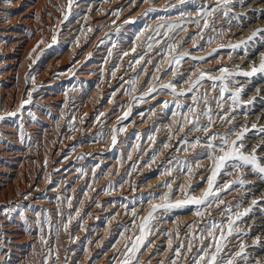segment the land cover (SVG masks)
Returning <instances> with one entry per match:
<instances>
[{
    "label": "rangeland",
    "instance_id": "rangeland-1",
    "mask_svg": "<svg viewBox=\"0 0 264 264\" xmlns=\"http://www.w3.org/2000/svg\"><path fill=\"white\" fill-rule=\"evenodd\" d=\"M71 1L72 2L68 4V0H42V2H41V0H39V2H41V8H40V11L38 12L39 18H37L36 21L33 20L30 23L29 21H27L28 20L26 18L27 16H25V14H26V12H25V10H26L25 0H17V1L12 0L13 3L11 2V0L10 1L0 0V114L2 116L4 115L3 116L4 119L0 120L1 121L0 122V241H2V242H0V260H1L0 264H9V263L10 264H15V263L16 264H45L46 260H47V264H81V263L91 264L92 262H94L95 264L98 263L99 257H93V256L88 255V258H87V256H85L84 252H87V251L89 252L95 248V244L100 239V235L95 234L94 230H89L88 234H84L85 233L84 232V233H81V235H80L81 230L79 231L80 228L78 226L80 224L82 226V224H83L82 222H85L84 221L85 219L83 220V218H85L86 215H88L89 211L94 209L93 205L95 204V202L97 204V202L99 201L101 194L103 193V189L107 192L111 191L110 185L108 184L107 181L99 178L103 174V171H101L100 174H98V172L97 173L93 172V169H87L88 170L87 171L83 168H82L83 169L82 170L80 167L79 168L80 170H78L79 171L78 173H79V176H81V177H79L78 180L85 179L84 180L85 184L83 183V189L80 193L81 195L79 194L80 195L79 200H78L79 204L77 205V207L75 209H71L69 206H67L68 203H67V199L65 198L66 191L64 188V187H66V182H65L64 177H63L64 173L67 171L69 165L67 163L63 164L62 160L64 159V156H66L70 153V151L71 152H74V150L78 151L77 149L82 147V146H84L86 149H88V148L94 147L95 145L101 144V141L104 142V140L108 142L107 148H109V149L106 148V151L104 153L98 154L97 151H96V153H94L95 151H91L88 155L85 152H80V153L77 152L76 153L77 155L76 154L73 155L72 162L73 163H80V162L84 161V159H86V158L87 159H93L96 155L97 156L99 155V157L100 156L101 157L106 156L107 155L106 153L110 152L109 150H112V149L115 150L117 148V145L119 144V142L125 139V136L127 133L125 132L124 128L126 126H128V124L131 121L137 120L138 113H141V112L146 113L147 111L148 112L155 111L156 105H154V104L152 107L146 108L147 106L151 105L149 103L153 100H157V101L165 100L167 105H169L171 107L169 109V112L170 111L172 112L171 114L168 113L167 118L169 116L173 115L175 112H177V113H179V115H178L179 120L176 122L177 125L175 124V126H173V127H175V130L171 126H169V127L172 129H170L169 127H165L166 129L165 128L159 129V130H157L158 132L157 131L154 132L153 128H150L149 133L147 134L150 137L146 135L148 138H146V136H145L144 138L142 137V139H141V136H136V135H132L131 138H128V140L131 143H136V141H138L137 145L140 143L137 146V148L139 147V149L143 150L142 151L143 155L142 154L137 155V156L135 155L133 157V161H132L131 165L129 166V168H130V171L128 172L129 174L122 176V178H124V179L121 182V186H123L124 184L126 185V182L129 183V185H131L135 181L136 192H141L142 196H141V200H140L141 208L139 209V211L135 212V216H132L129 214H132L131 209L136 208V206H132V204H128V205L126 204L129 207V208L126 207V211L128 212L127 216H129V217H127V218H123V217L120 218L119 217L118 218V221H121L122 224L127 225L128 229L131 226L130 228L132 231H129L130 229L128 231H123L121 226H119V224H118V226H119L118 230L112 231V233H113V236L111 235L112 241L110 240L108 242V244L106 245L107 254L109 251V254L114 253L115 256H117V257L119 256L118 257L119 262L120 261L123 262V260L125 258V254L128 251V247L131 246V244L133 243V240L137 236L141 235L140 232H139L140 234L137 233L139 231V225L144 223V218L147 217L149 212L152 211V208H144L145 204L149 200L152 199L153 193L150 194L147 191L149 188L151 191H157V189L160 190L161 187L158 188L159 187L158 185L160 182H165L164 180H166L167 182L170 181L171 183H173V182L177 181L179 176H182L184 174L185 175L187 174L186 176H194V178H193L194 181L198 180L197 177H199V176L201 177V180H199L197 183L198 185H194V183H193L194 181L192 183H189V185L185 186V188L187 186H188V188H186V189L182 188L179 195L172 196L171 192L170 193L166 192V194L164 192H162L160 194L159 193L157 194L155 192L154 195L157 194V195H155V197H156L155 199L159 198V200H158L159 205L166 203L165 200L161 199L162 195H165V196L169 195L171 197V199H170V201H167V202H170L171 204H172V202H174L173 203V205H174L178 201H182V200L186 199L185 194L200 198L207 191V189H208V178L211 176L212 170L215 168V164L213 163V160L208 158V153L211 152L214 156L221 155V153H219L215 149H210V148L206 147V144L210 141V138H212L213 136L217 137V139H215L211 142L214 143L215 145H220L221 140L219 139V137H222V136L227 137L229 139V141H233V140H237V135H234L233 133H236V134L242 133L243 134V140L239 141V143H241L243 145V148L241 149V151L247 155L249 153H253L252 151L255 150L254 153L257 157V161L259 162L260 166L264 167V153H262V152H264V144H263L264 143V129H263L264 128V122L262 120V119H264V113H263L264 112V110H263V108H264V101H263L264 100V93H263L264 92V82H263L264 81V73H257V74H255L256 76L255 75L246 76V77L242 76V75L236 76V73L239 71H242V69L245 72H250L251 68H252L251 66L255 65L253 63H256V66H259L262 58H264L263 57V55H264V50H263L264 49V39H263L264 38V31H260L259 34L255 38H253L252 40L248 39L252 35V33L257 31L258 29L264 30V4H263L264 0H258V1L257 0H241L242 2L240 0H230V2L228 4L221 3L218 8H217V0H203V1L199 0V2H198V0H193V1H195L192 4L193 6L190 5L188 9H184L183 11H180V10L176 11L179 13V16H181V17H177L178 13H176V14L174 13L173 14L174 18L172 16L165 15L168 13L165 11L166 10L170 11L171 8L174 7L173 4L175 5L174 2L176 0L175 1L174 0H167V1L165 0L164 1L165 3L162 6L163 9H161V10L158 9V11L156 9H154L153 7H152L151 11H148L149 8L145 7L146 9H144V13L141 14V20H139V21H141V26L145 30V32L143 31V37L141 39V44L142 45L145 44V45L144 46L141 45L139 48V51H137V50H136V52L134 51V55H133V52H129L130 53L129 54L128 52L123 50V48L120 47L119 44L121 42L118 39H120L119 36H121V35L118 32L119 30L114 31L116 33V35L118 34L119 36H117V37L114 36V38H112L113 42L108 45L107 49H105L106 53L104 54V57L101 60V61H103V60L104 61L98 62L97 63L98 65L96 64L97 65L96 69L92 73H90V75H89L90 77H88V79L91 78L93 80V82L95 81V83H97V82L99 83L102 80L104 85H106L105 87L109 86V90L104 91V93H103V95L105 96V104L104 105L107 104L109 97L111 100H114L115 103H117L118 100L120 102H122V104H120L119 106H115V108L119 107V111L121 113L124 112V114L121 116L122 118H120L118 121H115L113 123V126H112V131L114 129L117 130L115 133L117 143L115 142V144H113V137H112L113 135L107 137L108 135H106L104 133V131H102L103 127H104L103 122L105 120L104 111H103V114H101L100 117H98V119H97L99 122L97 120H95L94 117L88 118V117H85V115L83 113H79L78 110L75 111L74 108L79 105V93L82 92V87H81L82 84H79V83L73 81L72 78H74L73 77L74 73H70V75L67 74L69 68L72 66V64L75 62V60H73V56H71V55H69V56L64 55L66 50L69 48V46L75 40L80 42L83 39L82 33L80 34L79 28H80V25H82L81 23L84 22V24H85L86 18L85 17L83 18V16H85L84 13H87L86 11L88 10L89 7L94 6L93 8L96 9L99 6H102V0H88V1L87 0H79L78 2L76 0H71ZM151 1H153V0H151ZM158 1H160V0H158ZM167 2H168V5H167ZM187 2H188L187 0H184L183 5L186 4ZM3 3L5 6L3 5ZM256 5H257V7H256ZM74 6L76 9L74 8ZM179 6H181V5H179ZM249 6L251 7V10H250ZM6 7L8 9H6ZM239 7H240V10H239ZM213 8H216L215 12H212L211 15H207V16L204 15L205 10L210 11ZM243 9L244 10L247 9V10L244 11ZM136 10H137V8H135L133 10V12ZM66 11H68V14H66L67 13ZM173 11H175V10L173 9ZM173 11H170V12H173ZM188 11H189V13H188ZM225 11L228 12L227 16H225L223 14ZM243 11L245 14L247 13L246 14L247 16L243 13ZM21 12H23V13H21ZM181 12L182 13L184 12V13L182 14ZM63 13H65L66 15ZM80 13H81V15H80ZM145 13H147V14H145ZM4 15H6L7 17ZM60 15H61V17H60ZM63 15L65 17H67V16L68 17L64 18ZM218 15H219V17H218ZM58 16H59V18H57ZM244 16H246L247 19ZM17 17H18V20H17ZM156 17L158 19H155ZM62 19H63V22H62ZM160 19H162V20H160ZM215 19L218 21V23ZM227 19H228V21H227ZM60 20H61V22H60ZM152 20H154L155 22ZM205 20H207L208 25H209L207 28L203 27ZM70 21L72 22L73 25L70 24L71 23ZM212 21H213V23H212ZM40 22H41V24H40ZM57 22H59V25H58L59 30H58V27H56V30H58V32H56L57 43H60V42H64V44L66 43L62 47L61 51H58V47L54 44H50L48 46V44H49L48 42H51V41H49V39L51 40L50 37L52 36V32L54 31L53 27L56 25ZM46 23L47 24L49 23V24L47 25ZM54 23H55V25H54ZM148 24H150V25H148ZM157 24H159L160 26ZM40 25H42V26H40ZM172 25H178V27L171 28V30H169L170 26H172ZM147 26L149 28H147ZM42 27L44 28V30H42L43 29ZM249 27H251V28H249ZM39 28H41V29H39ZM211 29H213V30H211ZM250 29H251V32H250ZM252 29H254V30H252ZM244 30L246 33H243ZM100 31H101L100 29H97L96 33L100 32ZM240 31L243 33L241 36L243 38V40H241V41H239L241 37L237 36V34L239 35V33L241 35ZM114 32L109 33L108 35H112ZM157 32H159V34ZM198 32H200V33L198 34ZM145 33H147V34H145ZM164 33H167V35H164ZM26 35H27V37H26ZM36 35H38V36H36ZM180 35L182 38L179 37ZM205 35H207V36H205ZM208 35H209V37H208ZM228 35H229V37H228ZM243 36H246L247 38L243 37ZM149 37H152V39L150 40ZM231 38H233L235 40V42ZM180 39H181V41H180ZM17 40H19V41H17ZM157 40L160 41L159 44L155 43V41H157ZM190 40H193V41L190 42ZM236 40H238V41L236 42ZM23 41H25V42H23ZM41 41H42V43H41ZM245 41H247V43H243ZM11 42H13V43H11ZM147 42H148V44H150V43L154 44L153 48H151V51L148 48ZM193 42L195 44H192ZM116 43H118V44L116 45ZM175 43L177 45H175ZM229 43H231L232 45ZM222 44H224V45H222ZM166 45H167V47L169 45H171L172 47L167 48ZM184 45H186L188 48ZM189 45H192V46H189ZM24 46H25V48H24ZM109 46H110V48H109ZM224 46H225V48H224ZM229 46H230V48H229ZM231 47H232V49H231ZM111 48H112V50H111ZM181 48H182V50H181ZM183 48H184L185 52H184ZM235 48H237V49H235ZM19 49L22 51H20ZM153 49H155V50H153ZM253 49H254V51H253ZM145 50H147V51H145ZM232 50H233V52H231ZM122 51H123V53H122ZM180 51H181V53H180ZM261 51H262V54H261ZM125 52L128 53L129 55L127 54L125 56L124 55ZM156 52L159 54H157ZM167 52H169L170 55L166 54ZM18 53H20V54H18ZM37 53L40 57L37 55ZM46 53H47V55H46ZM109 53H111L112 58L110 57ZM179 53L181 54V57H183L182 59H180L181 63H179V64L173 63V61L175 59H178L180 57ZM234 53H235V57H233ZM116 54H118V55H116ZM145 54H147V55H145ZM162 54H166V56L165 55L163 56L164 57L163 60H166L165 61L166 63L163 60H162L163 63L161 62ZM251 54H252V56H251ZM33 55H35V56H33ZM120 55H121V57L119 58ZM158 55L160 56L158 61H160L159 66H160L161 70L158 68L159 66H155V64H154V66L158 68V69L155 68V71H154L153 70L154 66L151 63V60L154 57H157ZM186 55H189V56H186ZM190 55L195 57V58H192ZM218 55H219V58H218ZM242 55L244 58L242 57ZM32 56L34 58L36 57L35 58L36 60ZM135 56L136 57L138 56L137 59H139L140 56H143L144 59H140L139 61L141 63L139 62L140 64H138V63H136L137 59ZM184 56H186V58ZM256 57H257V59H256ZM190 58H192V59H190ZM58 59H60V60H58ZM134 59H136V60H134ZM147 59H148V61H147ZM186 59H188V60L186 61ZM232 59H233V62H232ZM235 59L238 61H236ZM16 60L17 61L19 60V61L16 62ZM51 60H52V66L48 67ZM57 60H58V62L56 63L55 61H57ZM106 60L109 62H107ZM111 60H113V61H111ZM116 60L118 63L116 62ZM125 60L128 64L125 62ZM30 61H31V63H30ZM130 61L132 63L134 62L137 65H135V64L132 65V63ZM239 61H242L241 62L242 64ZM120 62H122V63H120ZM146 62L148 65L146 64ZM53 63H56V64H53ZM113 63H115V64H113ZM231 63H232V65H231ZM161 64L166 66V67L162 66ZM247 64L250 66V69H249V66H247ZM28 65H29V67H28ZM105 65H106V67H105ZM138 65H140L141 71L144 69L147 70L148 72L153 70L152 72L154 73V76H155V74H157L154 82H151V83H153L152 84L153 87L151 85L148 86V84H147L148 81L146 82V85L148 88L146 86H144V82H142V80H141V84L137 82V80H138V75H137ZM187 65H190L195 70L191 69L187 73L186 69H184L187 67ZM114 66H116V67H114ZM121 66H122V68H121ZM196 66H199L198 69L195 68ZM46 67H48V68L46 69ZM172 67H174V68L171 69ZM223 67L224 68L225 67L226 68L231 67L230 69H228L231 73L228 71L229 74L227 73L226 75L228 77L230 76L232 78V80H231V78H228L227 80H224V81L216 79L215 87H213V81L206 77L201 82V84L198 86V90H194L191 92L188 91L191 83L198 78L200 73H202V72L208 73L213 77L219 78L221 75H223L220 72V69H223ZM234 67H236V68H234ZM162 68H164V69L162 70ZM115 69H116V71H115ZM100 70L101 71L103 70V71L100 73ZM110 70H112V72ZM170 70H171V72H170ZM236 70H238V71H236ZM116 72H117V74H116ZM122 72H124V73H122ZM42 73H43V75H42ZM46 73H47V76H45ZM58 73H65L67 75H65V74L62 75L61 80H57L56 83H53V86L49 87L50 89L49 88L46 89V87L44 86V83L46 81H48L51 78V76L52 77L54 76V78L56 79L57 78L56 74H58ZM113 73L116 74L117 78H114L112 80L111 75ZM173 73H175V74H173ZM232 73L235 76L232 75ZM33 74H34V76H33ZM104 74L107 76L105 77ZM188 74H189V76H187ZM27 75H28V77H27ZM109 75L111 78L109 77ZM119 75H123V76H119ZM162 75H163V78H162ZM64 76H66L67 78L66 77L64 78ZM101 76H103V77H101ZM164 77H166V78H164ZM36 78L38 79V81ZM129 78H130V80H129ZM122 79H124V80H122ZM163 79H166V80L164 81ZM237 79H238V82H236ZM26 80H28V81H26ZM54 80H53V82H54ZM134 80H135V83H137V84H134V86H133V84L130 83V81H134ZM185 80H188V82L185 83ZM125 81H126V83H125ZM179 81L181 82V84ZM242 81H244V82H242ZM36 82H38V83H36ZM33 83H35V84H33ZM105 83H107V84H105ZM169 83H172L175 85L176 91L172 92V89H167V88L163 87L164 85L169 84ZM184 83H185V85H184ZM36 84H38V86ZM257 84H260V85H257ZM154 85H155L156 90L154 92H151V94H149V91H148V90H150L149 88H151V87L154 88ZM244 85L247 87V89L245 88ZM29 86H30V88H29ZM127 86H128V88H127ZM142 86H143L144 91L139 89V87H142ZM225 86H226V91L223 95V98L221 99L220 89H221V87H225ZM43 87H44V89H43ZM233 87H236V88L233 89ZM237 87L240 88L239 99L236 101H233L232 96L239 89ZM251 87H252V89H251ZM255 87H257V88H255ZM34 88H36L35 91H33ZM122 88L125 90H123ZM130 88L132 91L131 94H129L130 91H128V90H130ZM144 88H147V90L145 91ZM209 88H211V89H209ZM27 89H29V90H27ZM31 90H32V92H31ZM46 90H48V91H46ZM29 91H30V93H29ZM122 91H124V92H122ZM126 91H128L127 94H126ZM147 91H148V93H146ZM203 91H204V93H203ZM208 91H209V93H208ZM255 91L257 92V95L255 94L256 93ZM64 92L66 94H64ZM179 92L180 93L183 92L186 94L185 95H179L178 94ZM252 92H253V94H252ZM58 93H59V95H58ZM85 93L88 94L89 91H86ZM205 93L207 94V104H205L203 101H200L197 104V102H194L193 99L191 98L193 95L201 96ZM250 93L252 95H250ZM19 94H22V95H19ZM260 94H262V95H260ZM25 95H27V96H25ZM144 95H145V97H144ZM249 95H250V97H249ZM253 95H255V96H253ZM9 96L11 97V99ZM44 96L48 97V98H45ZM251 96H252V98H251ZM24 97H27V98H25L26 100L24 99ZM56 97H57V99H56ZM120 97H123V98H120ZM188 97H190V99ZM42 98H43V100H42ZM129 98H131V99H129ZM128 99L130 102L128 101ZM23 100L26 101V103L24 105L25 108L24 107L21 108L23 111H17L18 106L20 104H22ZM190 100L192 103H190ZM30 102H32V103H30ZM217 102H219V104L222 105V107H218ZM61 103H64L65 105L62 104V106H61L60 105ZM129 104L131 105V107ZM178 104L179 105L181 104L180 107H177ZM30 105H32L33 107ZM46 105H47V107H46ZM63 106H65L64 107L65 109L63 108ZM122 106L125 108H123ZM191 106L194 108H197L198 113L205 111L206 108H211L212 119H213L214 123H212L210 125V130L207 133H203V132H199V131H190L192 126L185 121L186 120L185 117H187V119H192V117L188 115V112H186L187 109ZM135 107H137V108L135 109ZM128 108H131V109H129L130 111L128 110ZM246 108H248L249 112H248V110H246ZM14 109L16 110L15 117H14V115L9 116L7 113L8 112L10 113V111L14 112L15 111ZM176 109H178V110H176ZM261 109L263 110V112ZM2 110L5 111V114H4V112H2ZM31 110H32L33 114L30 112ZM71 110H72V113H71ZM125 110L127 111V113L128 112L130 113V114L128 113L127 118H124L125 113H126ZM73 111H75V112H73ZM173 111H175V112H173ZM181 111L184 113H182ZM29 112L31 114H28ZM68 112H69V114H68ZM35 113H38V114L36 115ZM89 114H90V116H92L93 113H89ZM240 114H242V115H240ZM249 114H251V115H249ZM258 114H259V116H258ZM71 115H72V118H69V116L71 117ZM181 115H182V117H181ZM244 115H246V116H244ZM248 115H249V117H248ZM39 116H40V119H39ZM42 116H43V118H42ZM44 116H45V118H44ZM46 116H48V117H46ZM79 116H81V117H79ZM101 116H102V118H101ZM240 116H241V118H240ZM251 116H252V118L254 117L255 119L257 117L258 121H257V119L255 120L253 118V121L251 122V120H252V118L250 119ZM18 117H20V118H18ZM133 117H134V119H132ZM77 118H78V120L81 119L82 121L81 120L76 121ZM246 118H248V119L246 120ZM60 119L62 122H60ZM146 120H147V118L144 119L143 121H146ZM21 122H22V124H21ZM65 122L66 123L68 122V123L66 124ZM248 122L249 123L251 122V124H249ZM57 123L59 124V126L60 125L61 126L59 127ZM240 123H242V124H240ZM253 123H254V125H253ZM91 124H93V125H91ZM152 124H153V121L147 123L148 126H150V125L152 126ZM199 124L201 127L209 126L207 117L201 116L200 120H199ZM255 124H257V125L255 126ZM67 125L71 126L73 131L69 130V127ZM81 125H82V127H81ZM90 125L93 127H91ZM240 125H243V127ZM247 125L250 126V128H247L248 127ZM30 126H31V128H30ZM178 126H179V128L185 127L184 128L185 132L184 131L183 132L178 131L181 134L178 133L177 132V129H179ZM239 126H240V128H239ZM253 126H255V127H253ZM6 127H8V128H6ZM118 127H119V129L123 128L124 131L122 132V131H119L118 129H116ZM251 127H253L254 129L252 128L253 129L252 130ZM50 128H52V129H50ZM77 128H78V130H77ZM89 128L92 130H90ZM65 129H67V130H65ZM99 129L101 131H99ZM23 130H28V131L23 132ZM74 130L77 131V133ZM80 130H82V131L80 132ZM90 131H92V133ZM18 132H20L21 136ZM45 133H48V134H45ZM52 133H53V135H52ZM3 134L6 135L7 137H5ZM43 134H44V136H43ZM173 134L176 135V137ZM154 135H156V136H154ZM63 136H65V137H63ZM70 137H72V138H70ZM73 137H74V141H73ZM106 137H107V139H105ZM150 138L153 140H151ZM250 138H252V139H250ZM149 139L151 140V142ZM144 140H146V141H144ZM256 140H257V142H255ZM197 141H199V143H197ZM95 142H97V143L95 144ZM59 143H60V145H59ZM150 143H152L151 147H150ZM153 143L155 146L153 145ZM254 143H256V144H254ZM161 144H163V146H161ZM165 144H167V145L169 144L168 147H166V150H168V153L163 155V157H162L161 154H163V151H164L163 148H165L164 147ZM192 145H195V147H192ZM3 146H5V147H3ZM247 148H249V149H247ZM134 149L136 150V147L133 148V150H132L133 152L135 151ZM17 150H18V152H17ZM175 151H176V153H175ZM55 154H56V156H55ZM80 154H81V156L83 155L82 160H81ZM151 154H152V156H151ZM159 156H161V157H159ZM76 157H77V159H75ZM88 157H90V158H88ZM153 157H155V159H153ZM160 158H161V160H160ZM20 159L22 160V162L20 161ZM130 160H131V158L129 159V161ZM123 161H125L124 158L121 161L122 164L119 167V169H122V167H124L125 163H123ZM149 161H150V163L148 164ZM154 162L156 164H154ZM158 162H160V163H158ZM169 162H171V163L169 164ZM95 164L96 163H94V166L92 168H94L96 166ZM232 164H238V165H240V167L239 168H233L231 166ZM21 165H23V166H21ZM154 165H156V166H154ZM18 166H19V168H18ZM164 166H166V167H164ZM133 167H135V169ZM169 167L172 168L170 171V174H165V172L168 170ZM170 168H169V170H170ZM17 169H18V171H16ZM160 169L162 170V172L158 171ZM189 169H190V171H189ZM179 170L181 171L182 174H180ZM85 171H86V173H85ZM90 171L93 174L90 173ZM163 171H164V173H163ZM81 173H83L84 175H82ZM159 173H161V176H159ZM227 173H231V174L229 175ZM91 175H92V177H91ZM126 176H128V177H126ZM163 176H165V177H163ZM247 176H248V179H247ZM172 177H173V179H172ZM62 178H63V180H62ZM161 178L163 181H161ZM245 178H246V180H245ZM249 178H250L252 183H249L250 182ZM92 180H93V182H92ZM238 180H243V183L242 184L237 183ZM227 182H229L231 184V187L228 188L227 191H224L223 189H221V193H220L221 198L224 199L223 203L226 207L223 204L219 205V207L213 206L211 209L207 210L205 212V214L201 217H197L195 215L196 206L191 205V204H186L182 207H171L168 209L160 208L155 213L156 217L154 216V219H152V221H151L152 225H151V223L149 225V229H150V232H148L149 235H147L144 247H142L140 249L139 253H137V256L146 249L147 245L149 244V240L152 241L154 239L152 237L154 235L155 229L158 227V224H156V223H159L160 220L164 216H173V218H175L176 221L182 220L183 222H188L186 224V226L191 224L192 228H195V231H194V234L191 235L193 237L191 239V241H188L189 238H191V237L187 236L189 238H187L186 240L183 241L184 245L183 244L180 245L181 236L177 234L176 228H174L172 230V232L170 234V239L172 237L171 242H172V246H173V251L168 253L167 256H169V257L165 262H166V264H170V262L172 260H175L177 263L180 262V264H182L184 262L182 259V257L184 256V252H185V250L188 249L189 244H191L192 249L188 253V255L189 254L191 255V256L189 255L190 257L188 256V258H190V259L186 260L187 262H184V263L185 264H191V262H192V264H193V258L197 257L200 254L202 246L210 244L211 238L207 237V232L201 231V229H203L205 225H208V223L210 225L214 221L225 220V217L228 216L229 213L222 212L221 209L231 208L232 214H233L232 218L236 219V217L234 215L235 213H238V212L244 213L242 210L245 209V211H246L248 208L247 213L249 215L248 214L242 215L240 217V219L237 220L238 231L234 232L231 236H228L227 240L224 241L227 244V246L223 249V252L218 257V264H224V261H226L229 258H231L233 260L234 264H246V263L247 264H255V263L256 264H264V253H263L264 252V239L262 236V235H264V233L261 234L262 237L259 234H257L258 233L257 230L259 228L261 230L264 229V198H263L264 195H262L263 194L262 192L264 191V174L253 171L251 165L245 166L240 161H231V162H229V165L227 167L221 169L220 173L216 177V185L217 186L224 185ZM87 185L90 187L91 190L88 191ZM92 185L93 186L95 185L96 187L93 188ZM57 187H58V189H57ZM139 187H143L144 189L142 191H140ZM116 188L117 187L114 188V191L115 190L117 191ZM238 188H239V190H238ZM242 188L244 189V191L246 193L243 191ZM247 188L248 189L250 188V189L248 190ZM67 189H68V187H67ZM230 189H231V191H230ZM262 189H263V191H262ZM49 190H50V194H49ZM51 190H52V192H51ZM84 190H86L85 192L87 194L88 193L89 194L86 195L84 193ZM249 192H252V193H249ZM241 193L243 196L241 195ZM84 194H85V197H83ZM251 194H252V196H251ZM18 195H19V197H18ZM56 195H57V197H59L60 195H62V196L57 198ZM75 195H78V194L75 193ZM230 195H232V196H230ZM92 196L94 197V200H93ZM24 197H27V198H24ZM227 197H232L229 202H227L225 200ZM259 197H260V199H259ZM52 198H54V199H52ZM80 198L81 199L84 198V199L81 200ZM240 198H242V199H240ZM255 198H257L256 199L257 201L255 200ZM232 199H234V200H232ZM108 200L110 201L111 199H108ZM108 200L105 199L104 202H106ZM109 201L107 202L108 204H110ZM34 202H36V203H34ZM82 202L84 205L82 204ZM253 202H255V204H253ZM228 203H230L231 206ZM259 203H260V207H258ZM51 205L54 209L51 207ZM79 205H82V208L81 207L79 208ZM91 206H92V209H91ZM242 207L243 208L246 207V208L243 209ZM73 210L76 212H74ZM94 210H95L94 211V213H95L97 208L95 207ZM251 210H253V211H251ZM98 212H102V211H98ZM219 212H220V214L218 215L217 213H219ZM80 214H82V217H81L82 219L80 218V220H78V221H81V222L75 223V220L72 219V217L73 216H74V218H75V216L78 217V216H80ZM251 216L254 218H252ZM255 216H257V217H255ZM260 216H261V218H260ZM160 217H162V218H160ZM245 219H246V221H244ZM255 219H258L261 222V224L259 226H257V224H255L256 223ZM250 220H251V222H250ZM70 221H72V222L70 223ZM130 221L132 224L130 223ZM243 221H244V223H243ZM172 222L174 223V219H172ZM252 223H254L255 225ZM65 224H67V231H65V229L63 227ZM247 225H249L248 228H247ZM152 226H153V228H152ZM73 227L78 228L77 234H76L78 236H75V234L73 235L71 233V230L73 229ZM247 229L248 230L250 229V230L248 231ZM192 230H194V229H192ZM244 230L247 232H245ZM226 231H227V229L225 228V232ZM68 232L70 233L69 236H68ZM122 232L125 234L124 236L126 238L125 239L123 237L124 239L122 240V242H123V244L125 243L128 247H126V245L124 244L125 247L123 248V244L121 242H119V238H120ZM130 232H132V233L130 234ZM10 234L13 236H11ZM25 234H26V236H25ZM22 235H23V237H22ZM85 235H87V236L81 237V236H85ZM128 235L130 236V238ZM42 236L47 241L46 244L41 243V237ZM91 236H93V238ZM96 236H98V237H96ZM252 236H254V237H252ZM75 237H77V239ZM175 237H177V239ZM88 238H89V240H88ZM250 238L252 239L251 241H249ZM254 238H255V240H254ZM258 238H260V239H258ZM95 239H97V241ZM10 240L12 242H10ZM73 240H74V243H73ZM116 241L118 242V246H117ZM248 241H249V243H248ZM18 242H19V244L23 245V250H24L23 252L15 251L16 247H14V246H16V244H18ZM245 243H246V245H245ZM251 243H253V244H251ZM80 244H82V245L79 247ZM121 244H122V246H121ZM247 244H248V246H247ZM249 244H250V246H249ZM186 245H188V246H186ZM240 245L244 246L243 247V253L241 256H237V255H235V253L241 251ZM256 245H258V246L256 247ZM70 246H72V247H70ZM182 246L184 247V250H182L181 254H180L182 257L177 256V258H176V256L174 255V257L172 258V255L175 254L176 250L180 251L182 249ZM91 247H93V248H91ZM114 247H116V248H114ZM178 247H179V249H178ZM77 248L80 250H78ZM84 248L86 251L85 250L83 251ZM120 248L121 249L123 248V250H121ZM113 249H115V250H113ZM251 249L253 252L254 251H257V252L253 253L251 251ZM157 250H158V246H155L153 248V251H151L152 254L150 256L153 255V252H158ZM174 250H175V252H174ZM211 250L214 251L215 249L212 248ZM249 251L252 253H250ZM49 252L51 253L50 255H48ZM258 254H260L261 256ZM193 255H194V257H193ZM57 256L59 258L58 260H57ZM251 256H253V257H251ZM67 257H68V260H67ZM252 258H254V259L257 258V262H256V260H252ZM260 260L263 262H261ZM248 261H249V263H248ZM121 262L119 264H121ZM94 263H92V264H94ZM201 264H205V262L202 261Z\"/></svg>",
    "mask_w": 264,
    "mask_h": 264
},
{
    "label": "bare ground",
    "instance_id": "bare-ground-1",
    "mask_svg": "<svg viewBox=\"0 0 264 264\" xmlns=\"http://www.w3.org/2000/svg\"><path fill=\"white\" fill-rule=\"evenodd\" d=\"M6 1V0H5ZM8 1H10V0H8ZM17 1V0H16ZM77 2L79 1V0H76ZM88 1V0H87ZM165 0H160V1H158V0H153V1H151V0H149V3H144L143 2V0H102V6H99V7H97L96 9H94L93 7L94 6H92V7H89L88 8V10L86 11L87 13H84L85 14V16H83V18L85 17L86 18V20H85V24H84V22L83 23H81L82 25H80V28H79V30H80V34L82 33V36H83V39H82V41H77V40H75L70 46H69V48L66 50V52L64 53V55H67V56H69V55H71V56H73V60H75V62L72 64V66L69 68V70H68V72H67V74H69L70 75V73H74V78H72L73 79V81H75V82H77V83H79V84H82L81 85V87H82V92L81 93H79V105L77 106V107H75L74 109H75V111L76 110H78V112L79 113H83L84 115H85V117H88V118H90V117H94V119L95 120H97L98 119V117H100V115L101 114H103V111H104V116H105V120H104V124H103V130L102 131H104V133L106 134V135H108L107 137H109V136H112L113 135V131H112V126H113V123L115 122V121H118L120 118H122L121 116L124 114V112L123 113H121L120 111H119V107H116L115 108V106H119L120 104H122V102H120L119 100L117 101V103H115V101L114 100H111L110 99V97H109V100H108V102H107V104L106 105H104L105 104V96L103 95V93H104V91H107V90H109V86H107V87H105L106 85H104V83L102 82V80H101V82H97V83H95V81L93 82V80L90 78V79H88V77H90L89 75H90V73H92L95 69H96V67H97V63L98 62H100L102 59H103V57H104V54L106 53V51H105V49H107V47H108V45L110 44V43H112L113 41V39L112 38H114V36L115 37H117V36H119L118 34L116 35V33L114 32V31H116V30H119L118 32H119V34L121 35V36H119L120 37V39H118V40H120V47L121 48H123V50H125L126 52H133V55H134V51H133V48H135V52H136V50L137 51H139V48H140V46L142 45L141 44V39H142V37H143V31L145 32V30H144V28L141 26V21H139V20H141V14H143L144 13V9H146L145 7H147V8H154V9H156L157 11H158V9L159 10H161V9H163V4L165 3L164 2ZM167 1V0H166ZM175 1V0H174ZM184 1V0H183ZM188 2L186 3V4H184L183 5V3L181 4V0H176L174 3H175V5L173 4V6L174 7H172L171 8V10L170 11H173V9L175 10V11H173V12H170L169 10H166L165 12H168L167 14H165V15H167V16H172L173 17V14L175 13H178V12H176V11H183L184 9H188L189 8V6L190 5H192L193 4V2H195V1H193V0H187ZM203 1V0H202ZM241 1V0H240ZM258 1V0H257ZM11 2H12V0H11ZM20 2V1H19ZM41 2H42V0H41ZM41 2H39V0H25V7H26V10H25V12H26V14H25V16H27L26 18L28 19L27 21H29L30 23L33 21V20H37V18H39V11H40V8H41ZM72 1L71 0H68V4L69 3H71ZM76 2V3H77ZM84 2V1H83ZM96 2V1H95ZM163 2V3H162ZM173 2V1H172ZM198 2H199V0H198ZM239 2V1H238ZM242 2V1H241ZM240 2V3H241ZM256 2V1H255ZM5 3V2H4ZM4 3H3V5H4ZM7 3V2H6ZM13 3V2H12ZM15 3V2H14ZM67 3V2H66ZM75 3V4H76ZM101 3V2H100ZM99 3V4H100ZM21 4V3H20ZM89 4V3H88ZM87 4V5H88ZM97 4V3H96ZM95 4V5H96ZM181 5V6H179V5ZM198 4V3H197ZM200 4V3H199ZM235 4V3H234ZM263 4H264V2H263ZM67 5V4H66ZM74 5V4H73ZM166 5V4H165ZM167 5H168V2H167ZM206 5V4H205ZM208 5V4H207ZM241 5V4H240ZM239 5V6H240ZM5 6V5H4ZM10 6V5H9ZM70 6V5H69ZM89 6V5H88ZM193 6V5H192ZM11 7V6H10ZM171 7V6H170ZM169 7V8H170ZM205 7V6H204ZM246 7V6H245ZM250 7V6H249ZM256 7H257V5H256ZM13 8V7H12ZM71 8V7H70ZM74 8H75V6H74ZM73 8V9H74ZM80 8V7H79ZM82 8V7H81ZM135 8H137V10L136 11H134L133 12V10L135 9ZM242 8V7H241ZM248 8V7H247ZM259 8V7H258ZM257 8V9H258ZM261 8V7H260ZM6 9H8L7 7H6ZM19 9V8H18ZM22 9V8H21ZM76 9V8H75ZM78 9V8H77ZM68 10V9H67ZM81 10V9H80ZM165 10V9H164ZM163 10V11H164ZM239 10H240V7H239ZM244 10V9H243ZM245 10H247V9H245ZM244 10V11H245ZM250 10H251V7H250ZM253 10V9H252ZM5 11V10H4ZM154 11V10H153ZM186 11V10H185ZM244 11H243V13H244ZM24 12V11H23ZM23 12H21V13H23ZM67 12V13H66ZM65 13L66 14H68V11H66ZM71 12V11H70ZM74 12V11H73ZM114 12H118L119 14L118 15H114ZM148 12V11H147ZM187 12V11H186ZM248 12V11H247ZM257 12V11H256ZM20 13V14H21ZM65 13H63V14H65ZM79 13V12H78ZM151 13V12H150ZM153 13V12H152ZM156 13V12H155ZM182 13V12H181ZM184 13V12H183ZM182 13V14H183ZM188 13H189V11H188ZM240 13V12H239ZM41 14V13H40ZM65 14V15H66ZM75 14V13H74ZM245 14V13H244ZM247 14V13H246ZM245 14V15H246ZM254 14V13H253ZM16 15V14H15ZM80 15H81V13H80ZM159 15V14H158ZM4 16H6V15H4ZM10 16V15H9ZM19 16V15H18ZM64 16V15H63ZM247 16V15H246ZM246 16H244L246 19H247V17ZM251 16V15H250ZM254 16V15H253ZM7 17V16H6ZM14 17V16H13ZM23 17V16H22ZM60 17H61V15H60ZM68 17V16H67ZM144 17V16H143ZM177 17H181V16H179V13H178V15H177ZM218 17H219V15H218ZM10 18V17H9ZM56 18V17H55ZM57 18H59V16L57 17ZM64 18H65V16H64ZM150 18V17H149ZM163 18V17H162ZM174 18V17H173ZM172 18V19H173ZM222 18V17H221ZM231 18V17H230ZM250 18V17H249ZM6 19V18H5ZM4 19V20H5ZM13 19V18H12ZM23 19V18H22ZM21 19V20H22ZM25 19V18H24ZM61 19V18H60ZM71 19V18H70ZM78 19V18H77ZM155 19H158L157 17L155 18ZM8 20V19H7ZM17 20H18V17H17ZM57 20V19H56ZM83 20V19H82ZM81 20V21H82ZM146 20V19H145ZM160 20H162V19H160ZM216 20V19H215ZM225 20V19H224ZM223 20V21H224ZM237 20V19H236ZM11 21V20H10ZM26 21V20H25ZM76 21V20H75ZM79 21V20H78ZM128 21H131V22H128ZM147 21V20H146ZM152 21H154V20H152ZM158 21V20H157ZM217 21V20H216ZM227 21H228V19H227ZM5 22V21H4ZM15 22V21H14ZM18 22V21H17ZM60 22H61V20H60ZM62 22H63V19H62ZM71 22V21H70ZM149 22V21H148ZM155 22V21H154ZM248 22V21H247ZM7 23V22H6ZM22 23V22H21ZM29 23V24H30ZM36 23V22H35ZM212 23H213V21H212ZM217 23H218V21H217ZM13 24V23H12ZM11 24V25H12ZM24 24V23H23ZM40 24H41V22H40ZM47 24V23H46ZM49 24V23H48ZM47 24V25H48ZM70 24H72V22L70 23ZM75 24V23H74ZM241 24V23H240ZM239 24V25H240ZM25 25V24H24ZM54 25H55V23H54ZM58 25H59V22H57L56 23V25L53 27V29H54V31L52 32V36L50 37L51 38V40L49 39V41H51V42H48L49 44H48V46L50 45V44H54V45H56L57 47H58V51H61V49H62V47L66 44H64V42H60V43H57V39H56V32H58V30H59V27H58ZM69 25V24H68ZM73 25V24H72ZM76 25V24H75ZM84 25V26H83ZM148 25H150V24H148ZM157 25H159V24H157ZM215 25V24H214ZM247 25V24H246ZM250 25V24H249ZM38 26V25H37ZM40 26H42V25H40ZM160 26V25H159ZM23 27V26H22ZM49 27V26H48ZM47 27V28H48ZM56 27H58V30H56ZM151 27V26H150ZM217 27V26H216ZM229 27V26H228ZM232 27V26H231ZM244 27V26H243ZM17 28V27H16ZM15 28V29H16ZM43 28V27H42ZM147 28H149L148 26H147ZM212 28V27H211ZM234 28V27H233ZM249 28H251V27H249ZM39 29H41V28H39ZM38 29V30H39ZM97 29H100L101 31L100 32H98V33H96V31H97ZM218 29V28H217ZM216 29V30H217ZM221 29V28H220ZM243 29V28H242ZM241 29V30H242ZM34 30V29H33ZM32 30V31H33ZM42 30H44V28L42 29ZM48 30V29H47ZM211 30H213V29H211ZM249 30V29H248ZM252 30H254V29H252ZM30 31V30H29ZM41 31V30H40ZM49 31V30H48ZM62 31V30H61ZM210 31V30H209ZM215 31V30H214ZM229 31V30H228ZM231 31V30H230ZM243 31V30H242ZM34 32V31H33ZM112 32H114L112 35H108L109 33H112ZM150 32V31H149ZM241 32V31H240ZM250 32H251V29H250ZM14 33V32H13ZM12 33V34H13ZM38 33V32H37ZM158 34H159V32H157ZM200 32H198V34H199ZM202 33V32H201ZM226 33V32H225ZM228 33V32H227ZM243 33H246L245 32V30H244V32ZM242 32H241V35H240V33H239V35L237 34V36H242V34H243ZM3 34V33H2ZM11 34V33H10ZM9 34V35H10ZM25 34V33H24ZM35 34V33H34ZM43 34V33H42ZM145 34H147V33H145ZM144 34V35H145ZM212 34V33H211ZM14 35V34H13ZM190 35V34H189ZM201 35V34H200ZM225 35V34H224ZM227 35V34H226ZM251 35V34H250ZM17 36V35H16ZM36 36H38V35H36ZM42 36V35H41ZM40 36V37H41ZM194 36V35H193ZM192 36V37H193ZM205 36H207V35H205ZM26 37H27V35H26ZM39 37V38H40ZM62 37V36H61ZM66 37V36H65ZM179 37H181V35L179 36ZM178 37V38H179ZM190 37V36H189ZM208 37H209V35H208ZM228 37H229V35H228ZM243 37H246V36H243ZM22 38V37H21ZM37 38V37H36ZM42 38V37H41ZM53 38H55V39H53ZM146 38V37H145ZM182 38V37H181ZM247 38V37H246ZM25 39V38H24ZM43 39V38H42ZM61 39V38H60ZM64 39V38H63ZM144 39V38H143ZM147 39V38H146ZM177 39V38H176ZM175 39V40H176ZM192 39V38H191ZM231 39H233V38H231ZM236 39V38H235ZM238 39V38H237ZM264 39V38H263ZM35 40V39H34ZM38 40V39H37ZM179 40V39H178ZM177 40V41H178ZM234 40V39H233ZM241 40H243V38L241 37L240 38V40L239 41H241ZM17 41H19V40H17ZM16 41V42H17ZM29 41V40H28ZM146 41V40H145ZM180 41H181V39H180ZM191 41H193V40H190V42ZM196 41V40H195ZM199 41V40H198ZM197 41V42H198ZM206 41V40H205ZM238 40H236V42H237ZM23 42H25V41H23ZM27 42V41H26ZM176 42V41H175ZM232 42V41H231ZM234 42H235V40H234ZM11 43H13V42H11ZM19 43V42H18ZM17 43V44H18ZM21 43V42H20ZM145 43V42H144ZM160 43V42H159ZM158 43V44H159ZM178 43V42H177ZM222 43V42H221ZM10 44V43H9ZM16 44V43H15ZM118 43H116V45H117ZM147 44H148V42H147ZM189 44V43H188ZM192 44H195L194 42L192 43ZM202 44V43H201ZM200 44V45H201ZM229 44H231V43H229ZM235 44V43H234ZM233 44V45H234ZM26 45V44H25ZM112 45V44H111ZM114 45V44H113ZM118 45V46H119ZM145 45V44H144ZM144 45H142V46H144ZM157 45V44H156ZM175 45H177L176 43H175ZM205 45V44H204ZM222 45H224V44H222ZM232 45V44H231ZM230 45V46H231ZM238 45V44H237ZM236 45V46H237ZM9 46V45H8ZM31 46V45H30ZM158 46V45H157ZM160 46V45H159ZM184 46H186V45H184ZM183 46V47H184ZM189 46H192V45H189ZM194 46V45H193ZM230 46H229V48H230ZM235 46V45H234ZM12 47V46H11ZM166 47H167V45H166ZM187 47V46H186ZM13 48V47H12ZM24 48H25V46H24ZM109 48H110V46H109ZM153 48V47H152ZM162 48V47H161ZM164 48V47H163ZM168 48V47H167ZM166 48V49H167ZM185 48V47H184ZM184 48H183V50H184ZM188 48V47H187ZM222 48V47H221ZM224 48H225V46H224ZM9 49V48H8ZM55 49V48H54ZM57 49V48H56ZM158 49V48H157ZM180 49V48H179ZM186 49V48H185ZM231 49H232V47H231ZM235 49H237V48H235ZM20 50V49H19ZM24 50V49H23ZM43 50V49H42ZM52 50V49H51ZM111 50H112V48H111ZM118 50V49H117ZM153 50H155V49H153ZM163 50V49H162ZM181 50H182V48H181ZM189 50V49H188ZM187 50V51H188ZM195 50V49H194ZM230 50V49H229ZM264 50V49H263ZM20 51H22V50H20ZM19 51V52H20ZM46 51V50H45ZM145 51H147V50H145ZM149 51V50H148ZM150 51H151V49H150ZM157 51V50H156ZM186 51V52H187ZM197 51V50H196ZM253 51H254V49H253ZM29 52V51H28ZM39 52V51H38ZM125 52V53H126ZM162 52V51H161ZM166 52V51H165ZM164 52V53H165ZM184 52H185V50H184ZM183 52V53H184ZM189 52V51H188ZM194 52V51H193ZM198 52V51H197ZM222 52V51H221ZM231 52H233V50L231 51ZM243 52V51H242ZM260 52V51H259ZM258 52V53H259ZM43 53V52H42ZM108 53V52H107ZM121 53V52H120ZM119 53V54H120ZM122 53H123V51H122ZM149 53V52H148ZM157 53V52H156ZM180 53H181V51H180ZM179 53V54H180ZM190 53V52H189ZM196 53V52H195ZM228 53V52H227ZM239 53V52H238ZM249 53V52H248ZM252 53V52H251ZM18 54H20V53H18ZM113 54V53H112ZM130 54V53H129ZM128 54V55H129ZM144 54V53H143ZM157 54H159V53H157ZM166 54H169V52H167ZM166 54H162V57H161V62H162V60H163V56L165 55L166 56ZM185 54V53H184ZM188 54V53H187ZM226 54V53H225ZM229 54V53H228ZM232 54V53H231ZM230 54V55H231ZM261 54H262V51H261ZM37 55H38V53H37ZM36 55V56H37ZM46 55H47V53H46ZM116 55H118V54H116ZM137 55V54H136ZM145 55H147V54H145ZM170 55V54H169ZM192 55V54H191ZM190 55V56H191ZM33 56H35V55H33ZM32 56V57H33ZM39 56V55H38ZM70 56V57H71ZM112 55H110V57H111ZM124 56V55H123ZM126 56V55H125ZM186 56H189V55H186ZM186 56H184L185 58H186ZM197 56V55H196ZM222 56V55H221ZM226 56V55H225ZM251 56H252V54H251ZM40 57V56H39ZM45 57V56H44ZM106 57V56H105ZM109 57V56H108ZM121 57V55L119 56V58ZM136 57V56H135ZM138 57V56H137ZM137 57H136V59H137ZM141 57V56H140ZM153 57V56H152ZM151 57V58H152ZM180 57H181V54H180ZM179 57V58H180ZM192 58H195V57H193V56H191ZM227 57V56H226ZM225 57V58H226ZM233 57H235V53H234V55H233ZM232 57V58H233ZM237 57V56H236ZM241 57V56H240ZM242 57H243V55H242ZM241 57V58H242ZM246 57V56H245ZM248 57V56H247ZM259 57V56H258ZM263 57H264V55H263ZM18 58V57H17ZM20 58V57H19ZM34 58V57H33ZM36 58V57H35ZM34 58V59H35ZM42 58V57H41ZM112 58V57H111ZM150 58V59H151ZM160 58V56L158 55L157 57H154L152 60H151V63L153 64V66H154V64H155V66H159V64H160V61H158V59ZM171 58V57H170ZM178 58V59H179ZM189 58V57H188ZM192 58H190V59H192ZM218 58H219V55H218ZM222 58V57H221ZM220 58V59H221ZM244 58V57H243ZM242 58V59H243ZM253 58V57H252ZM38 59V58H37ZM106 59V58H105ZM110 59V58H109ZM125 59V58H124ZM136 59H134V60H136ZM144 59V58H143ZM149 59V58H148ZM148 59H147V61H148ZM241 59V60H242ZM255 59V58H254ZM256 59H257V57H256ZM14 60V59H13ZM36 60V59H35ZM58 60H60V59H58ZM58 60L57 61H55L56 63L58 62ZM108 60V59H107ZM106 60V61H107ZM130 60V59H129ZM132 60V59H131ZM137 60H140V58L139 59H137ZM188 59H186V61H187ZM223 60V59H222ZM226 60V59H225ZM236 60V59H235ZM240 60V59H239ZM244 60V59H243ZM252 60V59H251ZM250 60V61H251ZM259 60V59H258ZM257 60V61H258ZM19 61V60H18ZM17 60H16V62H18ZM33 61V60H32ZM42 61V60H41ZM104 61V60H103ZM103 61H101V62H103ZM111 61H113V60H111ZM119 61V60H118ZM164 62L166 61V60H163ZM190 61V60H189ZM220 61V60H219ZM228 61V60H227ZM236 61H238V60H236ZM256 61V62H257ZM12 62V61H11ZM21 62V61H20ZM34 62V61H33ZM107 62H109V61H107ZM115 62V61H114ZM116 62H117V60H116ZM125 62H126V60H125ZM131 62V61H130ZM224 62V61H223ZM222 62V63H223ZM232 62H233V59H232ZM240 63L242 62V61H239ZM10 63V62H9ZM15 63V62H14ZM30 63H31V61H30ZM48 63V62H47ZM56 63H53V64H56ZM118 63V62H117ZM116 63V64H117ZM120 63H122V62H120ZM127 63V62H126ZM132 63V62H131ZM141 63V62H140ZM140 63H138V64H140ZM163 63V62H162ZM166 63V62H165ZM164 63V64H165ZM168 63V62H167ZM174 63V62H173ZM172 63V64H173ZM181 63V62H180ZM190 63V62H189ZM229 63V62H228ZM235 63V62H234ZM237 63V62H236ZM29 64V63H28ZM33 64V63H32ZM97 64V65H96ZM102 64V63H101ZM105 64V63H104ZM110 64V63H109ZM113 64H115V63H113ZM128 64V63H127ZM133 64H135L134 62L132 63V65ZM146 64H147V62H146ZM169 64V63H168ZM195 64V63H194ZM238 64V63H237ZM242 64V63H241ZM244 64V63H243ZM251 64V63H250ZM253 64H255L256 65V63H253ZM21 65V64H20ZM30 65V64H29ZM29 65H28V67H29ZM39 65V64H38ZM37 65V66H38ZM48 65V64H47ZM100 65V64H99ZM103 65V64H102ZM135 65H137V64H135ZM144 65V64H143ZM148 65V64H147ZM162 65V64H161ZM228 65V64H227ZM230 65V64H229ZM231 65H232V63H231ZM236 65V64H235ZM239 65V64H238ZM31 66V65H30ZM42 66V65H41ZM44 66V65H43ZM50 66H52V60L50 61V63H49V66L48 67H50ZM108 66V65H107ZM117 66V65H116ZM116 66H114V67H116ZM130 66V65H129ZM152 66V67H153ZM153 67V70L155 71V68H157V67ZM162 66H164V65H162ZM161 66V67H162ZM195 66V65H194ZM226 66V65H225ZM234 66V65H233ZM244 66V65H243ZM247 66H249L248 64H247ZM48 67H46V69L48 68ZM105 67H106V65H105ZM109 67V66H108ZM133 67V66H132ZM136 67V66H135ZM145 67V66H144ZM164 67H166V66H164ZM186 67V66H185ZM198 67L199 66H196L195 68H197L198 69ZM229 67V66H228ZM252 67V66H251ZM14 68V67H13ZM119 68V67H118ZM121 68H122V66H121ZM139 68V69H138ZM138 68H137V75H138V80H137V82L138 83H140L141 84V80H142V82H144V86H146L147 87V85H146V82L148 81V86L149 85H151L152 86V84L153 83H151V82H154V80H155V77H156V75L157 74H155V76H154V73L152 72V71H147V70H142L141 71V67H140V65H138ZM159 69H160V66L158 67ZM157 68V69H158ZM174 67H172L171 69H173ZM224 68V67H223ZM226 68V67H225ZM231 68V67H230ZM230 68H227V69H230ZM234 68H236V67H234ZM238 68V67H237ZM242 68V67H241ZM45 69V70H46ZM112 69V68H111ZM114 69V68H113ZM135 69V68H134ZM148 69V68H147ZM164 68H162V70H163ZM184 69H186V72L188 73V71L189 70H191V69H193L190 65H187V67L186 68H184ZM233 69V68H232ZM248 69V68H247ZM249 69H250V66H249ZM248 69V70H249ZM14 70V69H13ZM16 70V69H15ZM133 70V69H132ZM161 70V69H160ZM169 70V69H168ZM193 70H195V69H193ZM240 70V69H239ZM247 70V71H248ZM10 71V70H9ZM103 71V70H102ZM101 70H100V73L102 72ZM111 72H112V70H110ZM115 71H116V69H115ZM120 71V70H119ZM124 71V70H123ZM130 71V70H129ZM157 71V70H156ZM236 71H238V70H236ZM242 71H243V69H242ZM39 72V71H38ZM37 72V73H38ZM49 72V71H48ZM159 72V71H158ZM169 72V71H168ZM167 72V73H168ZM170 72H171V70H170ZM173 72V71H172ZM177 72V71H176ZM175 72V73H176ZM191 72V71H190ZM189 72V73H190ZM195 72V71H194ZM230 72V71H229ZM245 72V71H244ZM44 73V72H43ZM43 73H42V75H43ZM122 73H124V72H122ZM128 73V72H127ZM156 73V72H155ZM175 73H173V74H175ZM183 73V72H182ZM231 73V72H230ZM234 73V72H233ZM232 73V75H234ZM65 73H58V74H56V79L54 78V76L52 77L51 76V78L48 80V81H46L45 83H44V86L46 87V89L47 88H49V87H51V86H53V83H56L57 82V80H61V76L62 75H64ZM67 74H65V75H67ZM116 74H117V72H116ZM116 74H112L111 75V77H110V75H109V77L113 80L114 78H117V76H116ZM161 74V73H160ZM159 74V75H160ZM169 74V73H168ZM192 74V73H191ZM229 74V73H228ZM41 75V76H42ZM105 75V74H104ZM125 75V74H124ZM167 75V74H166ZM179 75V74H178ZM33 76H34V74H33ZM45 76H47V73H46V75ZM107 75H105V77H106ZM119 76H123V75H119ZM165 76V75H164ZM187 76H189V74L187 75ZM191 76V75H190ZM235 76V75H234ZM237 76V75H236ZM256 76V75H255ZM27 77H28V75H27ZM38 77V76H37ZM40 77V76H39ZM50 77V76H49ZM66 76H64V78H65ZM92 77V76H91ZM101 77H103V76H101ZM185 77V76H184ZM246 77V76H245ZM31 78V77H30ZM43 78V77H42ZM48 78V77H47ZM67 78V77H66ZM119 78V77H118ZM121 78V77H120ZM159 78V77H158ZM162 78H163V75H162ZM164 78H166V77H164ZM169 78V77H168ZM187 78V77H186ZM185 78V79H186ZM229 78H231L230 76H229ZM37 79V78H36ZM44 79V78H43ZM56 81H55V80ZM97 79V78H96ZM132 79V78H131ZM189 79V78H188ZM243 79V78H242ZM247 79V78H246ZM253 79V78H252ZM33 80V79H32ZM53 80H54V82H53ZM70 80V79H69ZM109 80V79H108ZM116 80V79H115ZM122 80H124V79H122ZM129 80H130V78H129ZM159 80V79H158ZM164 81L166 80V79H163ZM190 80V79H189ZM231 80H232V78H231ZM235 80V79H234ZM233 80V81H234ZM240 80V79H239ZM256 80V79H255ZM26 81H28V80H26ZM37 81H38V79H37ZM68 81V80H67ZM98 81V80H97ZM105 81V80H104ZM135 81V80H134ZM185 81H188V80H185ZM232 81V82H233ZM246 81V80H245ZM263 81V80H262ZM31 82V81H30ZM65 82V81H64ZM120 82V81H119ZM118 82V83H119ZM161 82V81H160ZM163 82V81H162ZM180 82V81H179ZM235 82V81H234ZM236 82H238V79L236 80ZM242 82H244V81H242ZM264 82V81H263ZM36 83H38V82H36ZM73 83V82H72ZM125 83H126V81H125ZM205 83V82H204ZM208 83V82H207ZM216 83V82H215ZM250 83V82H249ZM31 84V83H30ZM33 84H35V83H33ZM40 84V83H39ZM60 84V83H59ZM78 84V85H79ZM105 84H107V83H105ZM135 84H137V83H135ZM180 84H181V82H180ZM183 84V83H182ZM206 84V83H205ZM211 84V83H210ZM244 84V83H243ZM251 84V83H250ZM37 86H38V84H36ZM61 85V84H60ZM109 85V84H108ZM131 85V84H130ZM159 85V84H158ZM184 85H185V83H184ZM241 85V84H240ZM257 85H260V84H257ZM23 86V85H22ZM40 86V85H39ZM64 86V85H63ZM68 86V85H67ZM126 86V85H125ZM134 86V85H133ZM132 86V87H133ZM150 86V87H151ZM157 86V85H156ZM183 86V85H182ZM181 86V87H182ZM188 86V85H187ZM208 86V85H207ZM211 86V85H210ZM243 86V85H242ZM245 86V85H244ZM73 87V86H72ZM153 87V86H152ZM151 87V88H152ZM178 87V86H177ZM258 87V86H257ZM257 87H255V88H257ZM23 88V87H22ZM29 88H30V86H29ZM64 88V87H63ZM69 88V87H68ZM126 88V87H125ZM127 88H128V86H127ZM148 88V87H147ZM147 88H144L145 89V91L147 90ZM151 88H149V89H151ZM154 88H155V85H154ZM176 88V87H175ZM234 88H236V87H233V89ZM237 88H239V87H237ZM245 88L247 89V87L245 86ZM35 89L36 88H34L33 89V91H35ZM43 89H44V87H43ZM50 89V88H49ZM65 89V88H64ZM80 89V88H79ZM118 89V88H117ZM116 89V90H117ZM121 89V88H120ZM123 89V88H122ZM139 89L140 90H143V86L142 87H139ZM184 89V88H183ZM205 89V88H204ZM209 89H211V88H209ZM240 89V88H239ZM251 89H252V87H251ZM260 89V88H259ZM27 90H29V89H27ZM61 90V89H60ZM73 90V89H72ZM81 90V89H80ZM119 90V89H118ZM123 90H125V89H123ZM128 90V89H127ZM206 90V89H205ZM213 90V89H212ZM242 90V89H241ZM256 90V89H255ZM46 91H48V90H46ZM69 91V90H68ZM86 91H89V93L88 94H86L85 92ZM128 91H130V93L129 94H131V88H130V90H128ZM128 91H126V94H127V92ZM144 91V90H143ZM149 91V90H148ZM148 91L146 92V93H148ZM176 91V90H175ZM184 91V90H183ZM253 91V90H252ZM257 91V90H256ZM255 91V92H256ZM259 91V90H258ZM31 92H32V90H31ZM54 92V91H53ZM67 92V91H66ZM77 92V91H76ZM122 92H124V91H122ZM172 92H173V90H172ZM254 92V91H253ZM253 92H252V94H253ZM29 93H30V91H29ZM35 93V92H34ZM74 93V92H73ZM107 93V92H106ZM117 93V92H116ZM115 93V94H116ZM135 93V92H134ZM145 93V94H146ZM180 93V92H179ZM183 93V92H182ZM203 93H204V91H203ZM208 93H209V91H208ZM264 93V92H263ZM27 94V93H26ZM53 94V93H52ZM64 94H66L65 92H64ZM114 94V93H113ZM112 94V95H113ZM144 94V93H143ZM142 94V95H143ZM251 93H250V95H252ZM256 95H257V92L255 93ZM259 94V93H258ZM19 95H22V94H19ZM18 95V96H19ZM57 95V94H56ZM58 95H59V93H58ZM140 95V94H139ZM147 95V94H146ZM172 95V94H171ZM250 95H249V97H250ZM260 95H262V94H260ZM24 96V95H23ZM25 96H27V95H25ZM30 96V95H29ZM78 96V95H77ZM111 96V95H110ZM115 96V95H114ZM130 96V95H129ZM187 96V95H186ZM191 96V95H190ZM253 96H255V95H253ZM10 97V96H9ZM45 97V96H44ZM144 97H145V95H144ZM262 97V96H261ZM7 98V97H6ZM13 98V97H12ZM19 98V97H18ZM25 98H27V97H24V99ZM45 98H48V97H45ZM78 98V97H77ZM108 98V97H107ZM120 98H123V97H120ZM189 99H190V97H188ZM192 98V97H191ZM251 98H252V96H251ZM263 98V97H262ZM5 99V98H4ZM10 99H11V97H10ZM38 99V98H37ZM54 99V98H53ZM56 99H57V97H56ZM55 99V100H56ZM129 99H131V98H129ZM129 99H128V101H129ZM135 99V98H134ZM26 100V99H25ZM35 100V99H34ZM41 100V99H40ZM42 100H43V98H42ZM71 100V99H70ZM76 100V99H75ZM74 100V101H75ZM133 100V99H132ZM245 100V99H244ZM250 100V99H249ZM248 100V101H249ZM29 101V100H28ZM45 101V100H44ZM48 101V100H47ZM127 101V102H128ZM134 101V100H133ZM132 101V102H133ZM139 101V100H138ZM169 101V100H168ZM264 101V100H263ZM21 102V101H20ZM19 102V103H20ZM34 102V101H33ZM50 102V101H49ZM52 102V101H51ZM54 102V101H53ZM78 102V101H77ZM130 102V101H129ZM150 102V101H149ZM181 102V101H180ZM15 103V102H14ZM25 103H26V101H22V104H20L19 106H18V109H17V111H23L21 108L22 107H24L25 108ZM30 103H32V102H30ZM55 103V102H54ZM57 103V102H56ZM139 103V102H138ZM189 103V102H188ZM190 103H192L191 102V100H190ZM250 103V102H249ZM258 103V102H257ZM36 104V103H35ZM44 104V103H43ZM62 104L63 105H65L64 103H61L60 105L62 106ZM128 104V103H127ZM126 104V105H127ZM149 104H151V105H149V106H147L146 108H150V107H152L153 106V104L154 105H156V109H155V111H152V112H146V113H138V117H137V120H135V121H131L129 124H128V126H126L125 128H124V130H125V132L127 133H125L126 134V136H125V139L124 140H122V141H120L119 142V144L117 145V148L115 149V150H109L110 152L109 153H106L107 155L106 156H104V157H99V155L97 156H95L93 159H84V161H82V162H80V163H73L72 162V159H73V155L74 154H76L77 152H85V153H87L88 155H89V153L91 152V151H95L94 153H96V151H97V153L98 154H101V153H104L105 151H106V148H107V141H105L104 139V142L103 141H101V144H98V145H93L94 147H91V148H88V149H86L84 146H82V147H80V148H78L77 150L78 151H75L74 150V152H71L70 151V153L68 154V155H66V156H64V159L62 160V162H63V164H65V163H67L68 165H69V167H68V169H67V171L64 173V180H65V182H66V187H64L65 188V191H66V193H65V198L67 199V203H68V205L67 206H69L71 209H75L76 207H77V205L79 204L78 203V200H79V197H80V193H81V191H82V189H83V183H84V180L85 179H83V180H78V178L79 177H81V176H79V171L78 170H80L79 168L81 167V169L83 168V169H85V170H87V169H93V172H95V173H97L98 172V174H100V172L101 171H103V174L99 177V178H101V179H103V180H105V181H107L108 182V184L110 185V189H111V191H109V192H107V191H105L104 189H103V193L101 194V197H100V199H99V201L97 202V204H96V202H95V204L93 205V208L95 209V207L97 208V210H96V212L94 213V209H92V206H91V211H89L88 212V215H86V217L85 218H83V220L85 221V222H82L83 224H82V226H81V224L78 226L80 229H79V231L81 230V232H80V235H81V233H84V234H88V231L89 230H94V232H95V234H99L100 235V239L97 241V239H95L97 242H96V244H95V248L94 249H92L91 251H87V252H84L85 253V256H87V258H88V255H90V256H93V257H99L98 258V263L97 264H119L120 262H119V259H118V257L117 256H115L114 255V253H112V254H109V251H108V254H107V252H106V245L108 244V242L111 240V235L113 236V233H112V231L113 230H118V228H119V226H121V228H122V230L123 231H125L124 229L125 228H127V225H125V224H122L121 223V221H118V218L120 217V218H127V217H129V216H127V211H126V207L127 208H129L127 205L128 204H132V206H136V208H134L135 209V212H137V211H139V209L141 208V202H140V200H141V196H142V193L141 192H136V188H135V185H136V183H135V181L131 184V185H129V183H127L126 182V185L124 184H122L123 186H121V182L123 181V179L124 178H122V176H124V175H126V174H129L128 172L130 171V168H129V166L131 165V163H132V161H133V157L136 155H141L142 154V151L143 150H141V149H139V147L137 148V146L140 144H138L137 145V143H138V141H136V143H131L129 140H128V138H131L132 137V135H136V136H141V139H142V137L144 138L148 133H149V129L150 128H153V130H154V132H156L157 130H159V129H162V128H165V127H169V126H171L172 128H174V130H175V127H173V126H175V124H176V122L179 120V113H177V112H175V111H173V112H175L173 115H171V116H169L168 118H167V115H168V113H172L171 111L169 112V109L171 108L169 105H167V103L165 102V100H161V101H157V100H153V101H151ZM174 104V103H173ZM183 104V103H182ZM185 104V103H184ZM195 104V103H194ZM68 105V104H67ZM76 105V104H75ZM130 105V104H129ZM133 105V104H132ZM138 105V104H137ZM171 105V104H170ZM179 105V104H178ZM181 105V104H180ZM187 105V104H186ZM251 105V104H250ZM30 106H32V105H30ZM58 106V105H57ZM60 106V107H61ZM146 106V105H145ZM190 106V105H189ZM194 106V105H193ZM28 107V106H27ZM33 107V106H32ZM46 107H47V105H46ZM50 107V106H49ZM65 106H63V108H64ZM121 107V106H120ZM123 107V106H122ZM128 107V106H127ZM130 107H131V105H130ZM133 107V106H132ZM192 107V106H191ZM35 108V107H34ZM51 108V107H50ZM49 108V109H50ZM71 108V107H70ZM123 108H125V107H123ZM137 107H135V109H136ZM250 108V107H249ZM252 108V107H251ZM27 109V108H26ZM65 109V108H64ZM129 109H131V108H128V110ZM141 109V108H140ZM173 109V108H172ZM15 110V109H14ZM63 110V109H62ZM68 110V109H67ZM124 110V109H123ZM127 110V109H126ZM125 110V111H126ZM176 110H178V109H176ZM246 110H248V108H246ZM262 110V109H261ZM263 110H264V108H263ZM263 110H262V112H263ZM38 111V110H37ZM75 111H73V112H75ZM130 111V110H129ZM132 111V110H131ZM144 111V110H143ZM183 111V110H182ZM181 111V112H182ZM260 111V110H259ZM2 112H4V114H5V111L4 110H2ZM16 112V110L13 112V111H10V113H15ZM31 113H32V110L30 111ZM28 113V114H31V113ZM39 112V111H38ZM139 112V111H138ZM187 112V111H186ZM248 112H249V110H248ZM9 113V112H8ZM7 113V114H8ZM46 113V112H45ZM49 113V112H48ZM47 113V114H48ZM62 113V112H61ZM64 113V112H63ZM71 113H72V110H71ZM89 113H93L92 114V116H90V114ZM126 113H127V111H126ZM129 113V112H128ZM182 113H184V112H182ZM264 113V112H263ZM6 114V115H7ZM22 114V113H21ZM26 114V113H25ZM33 114V113H32ZM36 115L38 114V113H35ZM34 114V115H35ZM68 114H69V112H68ZM130 114V113H129ZM181 114V113H180ZM187 114V113H186ZM257 114V113H256ZM260 114V113H259ZM259 114H258V116H259ZM17 115V114H16ZM89 115V116H88ZM240 115H242V114H240ZM249 115H251V114H249ZM249 115H248V117H249ZM0 116H2L1 114H0ZM4 116V115H3ZM23 116V115H22ZM30 116V115H29ZM33 116V115H32ZM64 116V115H63ZM75 116V115H74ZM73 116V117H74ZM103 116V115H102ZM102 116H101V118H102ZM128 116V115H127ZM236 116V115H235ZM244 116H246V115H244ZM14 117H15V115H14ZM46 117H48V116H46ZM79 117H81V116H79ZM142 117V118H141ZM181 117H182V115H181ZM238 117V116H237ZM243 117V116H242ZM13 118V117H12ZM18 118H20V117H18ZM24 118V117H23ZM22 118V119H23ZM36 118V117H35ZM38 118V117H37ZM42 118H43V116H42ZM44 118H45V116H44ZM69 118H72V115H71V117L69 116ZM147 118V120L146 121H143L144 119H146ZM184 118V117H183ZM240 118H241V116H240ZM252 118V116L250 117V119ZM254 118V117H253ZM253 118H252V120H251V122L253 121ZM27 119V118H26ZM25 119V120H26ZM32 119V118H31ZM39 119H40V116H39ZM59 119V118H58ZM62 119V118H61ZM61 119H60V122H62L61 121ZM93 119V120H94ZM132 119H134V117L132 118ZM182 119V118H181ZM235 119V118H234ZM239 119V118H238ZM248 118H246V120H247ZM255 119V118H254ZM256 119H257V117H256ZM255 119V120H256ZM24 120V119H23ZM29 120V119H28ZM44 120V119H43ZM72 120V119H71ZM70 120V121H71ZM76 120V119H75ZM79 120H81V119H79ZM78 120V118H77V120L76 121H79ZM91 120V119H90ZM185 120V119H184ZM183 120V121H184ZM240 120V119H239ZM263 120V122H264V119H262ZM48 121V120H47ZM82 121V120H81ZM98 121V120H97ZM151 121H153V124H152V126L150 125V126H148L147 125V123H149V122H151ZM186 121V120H185ZM257 121H258V119H257ZM1 122V121H0ZM23 122V121H22ZM22 122H21V124H22ZM53 122V121H52ZM72 122V121H71ZM99 122V121H98ZM181 122V121H180ZM251 122L249 123V124H251ZM24 123V122H23ZM26 123V122H25ZM30 123V122H29ZM44 123V122H43ZM66 123V122H65ZM68 123V122H67ZM66 123V124H67ZM91 123V122H90ZM96 123V122H95ZM101 123V122H100ZM243 123V122H242ZM242 123H240V124H242ZM260 123V122H259ZM35 124V123H34ZM58 124V123H57ZM61 124V123H60ZM64 124V123H63ZM75 124V123H74ZM180 124V123H179ZM182 124V123H181ZM263 124V123H262ZM28 125V124H27ZM26 125V126H27ZM41 125V124H40ZM78 125V124H77ZM84 125V124H83ZM88 125V124H87ZM91 125H93V124H91ZM90 125V126H91ZM177 125V124H176ZM184 125V124H183ZM182 125V126H183ZM244 125V124H243ZM243 125H240V126H242L243 127ZM253 125H254V123H253ZM257 124H255V126H256ZM13 126V125H12ZM22 126V125H21ZM38 126V125H37ZM43 126V125H42ZM58 126H59V124H58ZM61 126V125H60ZM59 126V127H60ZM68 126V125H67ZM79 126V125H78ZM89 126V125H88ZM240 126H239V128H240ZM245 126V125H244ZM248 126V125H247ZM246 126V127H247ZM255 126H253V127H255ZM10 127V126H9ZM33 127V126H32ZM52 127V126H51ZM68 127H70V126H68ZM81 127H82V125H81ZM91 127H93V126H91ZM90 127V128H91ZM253 127H251V129L253 128ZM6 128H8V127H6ZM30 128H31V126H30ZM85 128V127H84ZM89 128V129H90ZM170 128V127H169ZM172 128H170V129H172ZM178 128H179V126H178ZM185 128V127H184ZM247 128H250V126H248ZM246 128V129H247ZM41 129V128H40ZM50 129H52V128H50ZM75 129V128H74ZM88 129V130H89ZM98 129V128H97ZM116 129H118L119 130V127L118 128H116ZM123 129V128H122ZM166 129V128H165ZM164 129V130H165ZM254 129V128H253ZM252 129V130H253ZM257 129V128H256ZM259 129V128H258ZM264 129V128H263ZM10 130V129H9ZM64 130V129H63ZM65 130H67V129H65ZM77 130H78V128H77ZM90 130H92V129H90ZM123 130V131H124ZM173 130V131H174ZM186 130V129H185ZM241 130V129H240ZM260 130V129H259ZM262 130V129H261ZM18 131V130H17ZM16 131V132H17ZM24 131H28V130H23V132ZM41 131V130H40ZM60 131V130H59ZM58 131V132H59ZM73 131V130H72ZM71 131V132H72ZM75 131V130H74ZM82 130H80V132H81ZM94 131V130H93ZM98 131V130H97ZM99 131H101L100 129H99ZM122 131V132H123ZM161 131V130H160ZM31 132V131H30ZM44 132V131H43ZM42 132V133H43ZM54 132V131H53ZM76 133H77V131H75ZM91 133H92V131H90ZM89 132V133H90ZM151 132V131H150ZM158 132V131H157ZM171 132V131H170ZM177 132H178V129H177ZM183 132V131H182ZM185 132V131H184ZM19 134H20V132H18ZM17 133V134H18ZM26 133V132H25ZM50 133V132H49ZM70 133V132H69ZM68 133V134H69ZM96 133V132H95ZM162 133V132H161ZM172 133V132H171ZM170 133V134H171ZM178 133H180V132H178ZM204 133V132H203ZM8 134V133H7ZM16 134V135H17ZM45 134H48V133H45ZM59 134V133H58ZM67 134V133H66ZM85 134V133H84ZM124 134V135H125ZM181 134V133H180ZM183 134V133H182ZM251 134V133H250ZM4 135V134H3ZM13 135V134H12ZM51 135V134H50ZM52 135H53V133H52ZM73 135V134H72ZM75 135V134H74ZM81 135V134H80ZM79 135V136H80ZM98 135V134H97ZM101 135V134H100ZM122 135V134H121ZM174 135V134H173ZM5 137H7L6 135H4ZM15 136V135H14ZM20 136H21V134H20ZM23 136V135H22ZM43 136H44V134H43ZM48 136V135H47ZM57 136V135H56ZM147 136H149V135H147ZM146 136V138H148ZM154 136H156V135H154ZM158 136V135H157ZM175 137H176V135H174ZM13 137V136H12ZM26 137V136H25ZM28 137V136H27ZM36 137V136H35ZM40 137V136H39ZM46 137V136H45ZM63 137H65V136H63ZM87 137V136H86ZM91 137V136H90ZM105 137V136H104ZM107 137L105 138V139H107ZM113 137V136H112ZM150 137V136H149ZM179 137V136H178ZM257 137V136H256ZM263 137V136H262ZM70 138H72V137H70ZM153 138V137H152ZM7 139V138H6ZM15 139V138H14ZM27 139V138H26ZM50 139V138H49ZM79 139V138H78ZM77 139V140H78ZM133 139V138H132ZM151 139V138H150ZM149 139V140H150ZM154 139V138H153ZM153 139H151V140H153ZM250 139H252V138H250ZM255 139V138H254ZM261 139V138H260ZM12 140V139H11ZM23 140V139H22ZM51 140V139H50ZM55 140V139H54ZM96 140V139H95ZM99 140V139H98ZM147 140V139H146ZM146 140H144V141H146ZM151 140H150V142H151ZM173 140V139H172ZM18 141V140H17ZM48 141V140H47ZM61 141V140H60ZM73 141H74V137H73ZM82 141V140H81ZM84 141V140H83ZM89 141V140H88ZM111 141V140H110ZM132 141V140H131ZM98 142V141H97ZM97 142H95V144L97 143ZM148 142V141H147ZM155 142V141H154ZM254 142V141H253ZM255 142H257V140L255 141ZM14 143V142H13ZM17 143V142H16ZM55 143V142H54ZM66 143V142H65ZM72 143V142H71ZM79 143V142H78ZM77 143V144H78ZM89 143V142H88ZM91 143V142H90ZM99 143V142H98ZM116 143H117V140H116ZM166 143V142H165ZM260 143V142H259ZM18 144V143H17ZM21 144V143H20ZM52 144V143H51ZM63 144V143H62ZM136 144V145H135ZM152 143H150V147L152 146L151 145ZM164 144V143H163ZM163 144H161V146H163ZM251 144V143H250ZM254 144H256V143H254ZM264 144V143H263ZM13 145V144H12ZM59 145H60V143H59ZM91 145V144H90ZM133 145V146H132ZM153 145H154V143H153ZM160 145V144H159ZM169 145V144H168ZM258 145V144H257ZM256 145V146H257ZM16 146V145H15ZM81 146V145H80ZM136 147V150L133 152L132 150H133V148H135ZM155 146V145H154ZM252 146V145H251ZM3 147H5V146H3ZM62 147V146H61ZM109 147V146H108ZM149 147V146H148ZM253 147V146H252ZM258 147V146H257ZM7 148V147H6ZM5 148V149H6ZM163 148V147H162ZM28 149V148H27ZM72 149V148H71ZM107 149H109V148H107ZM138 149V150H137ZM147 149V148H146ZM150 149V148H149ZM161 149V148H160ZM164 149V151H163V154H161L162 155V157H163V155H165V154H167L168 153V150H166V148H163ZM247 149H249V148H247ZM26 150V149H25ZM70 150V149H69ZM154 150V149H153ZM177 151V150H176ZM176 151H175V153H176ZM255 151V150H254ZM254 151H252V152H254ZM17 152H18V150H17ZM51 152V151H50ZM153 152V151H152ZM158 152V151H157ZM160 152V151H159ZM181 152V151H180ZM261 152V151H260ZM4 153V152H3ZM25 153V152H24ZM23 153V154H24ZM57 153V152H56ZM262 153H264V152H262ZM20 154V153H19ZM58 154V153H57ZM153 154V153H152ZM152 154H151V156H152ZM158 154V153H157ZM182 154V153H181ZM22 155V154H21ZM77 155V154H76ZM143 155V154H142ZM156 155V154H155ZM154 155V156H155ZM171 155V154H170ZM177 155V154H176ZM183 155V154H182ZM55 156H56V154H55ZM79 156V155H78ZM80 156H81V154H80ZM83 156V155H82ZM82 156H81V160H82ZM175 156V155H174ZM145 157V156H144ZM159 157H161V156H159ZM173 157V156H172ZM88 158H90V157H88ZM125 159V161H123V163H125V165H124V167H122V169H119V167L121 166V164H122V159ZM131 158V160L129 161V159ZM75 159H77V157L75 158ZM140 159V158H139ZM149 159V158H148ZM147 159V160H148ZM158 160V159H157ZM160 160H161V158H160ZM172 160V159H171ZM20 161L22 162V160L20 159ZM151 161V160H150ZM150 161L148 162V164L150 163ZM153 161V160H152ZM10 162V161H9ZM136 162V161H135ZM14 163V162H13ZM94 163H96L95 165V167L94 168H92L93 166H94ZM158 163H160V162H158ZM171 162H169V164H170ZM25 164V163H24ZM134 164V163H133ZM154 164H156L155 162H154ZM168 164V165H169ZM18 165V164H17ZM137 165V164H136ZM135 165V166H136ZM172 165V164H171ZM10 166V165H9ZM21 166H23V165H21ZM134 166V165H133ZM154 166H156V165H154ZM167 166V165H166ZM166 166H164V167H166ZM152 167V166H151ZM14 168V167H13ZM18 168H19V166H18ZM59 168V167H58ZM134 169H135V167H133ZM170 168V167H169ZM169 168H168V170H169ZM82 169V170H83ZM166 169V168H165ZM172 168H170V170H171ZM56 170V169H55ZM161 170V169H160ZM160 170H158L159 172H162V170L160 171ZM12 171V170H11ZM16 171H18V169L16 170ZM65 171V170H64ZM88 171V170H87ZM133 171V170H132ZM166 171V170H165ZM176 171V170H175ZM180 171V170H179ZM241 171V170H240ZM55 172V171H54ZM61 173V172H60ZM85 173H86V171H85ZM90 173H92L91 171H90ZM132 173V172H131ZM163 173H164V171H163ZM179 173V172H178ZM14 174V173H13ZM16 174V173H15ZM82 175H84L83 173H81ZM93 174V173H92ZM180 174H182L181 173V171H180ZM179 174V175H180ZM58 175V174H57ZM62 175V174H61ZM187 175V174H186ZM185 174L184 175H182V176H179V178L177 179V181H175V182H173V183H171L170 181H166V180H164L165 182H160L159 183V187L158 188H160V190L159 189H157V191H151L150 190V188L147 190L150 194H152L153 193V195H152V199L151 200H149L146 204H145V206H144V208H152V206H153V204H155V205H157L159 202H158V200H159V198H157V199H155L156 197H155V195H157L158 193L160 194V193H162V192H164L165 194H166V192H171L172 193V196H174V195H179L180 194V191L182 190V188H184V189H186V188H188V186L185 188V186L186 185H189V183H192L193 181H194V176H186ZM195 175V174H194ZM10 176V175H9ZM17 176V175H16ZM87 176V175H86ZM131 176V175H130ZM159 176H161V173H159ZM91 177H92V175H91ZM126 177H128V176H126ZM163 177H165V176H163ZM90 178V177H89ZM94 178V177H93ZM198 178V180L197 181H194L193 183H194V185H198L197 183H198V181L199 180H201V177L199 176V177H197ZM208 178V177H207ZM229 178V177H228ZM95 179V178H94ZM98 179V178H97ZM126 179V178H125ZM164 179V178H163ZM172 179H173V177H172ZM175 179V178H174ZM243 179V178H242ZM247 179H248V176H247ZM252 179V178H251ZM62 180H63V178H62ZM87 180V179H86ZM91 180V179H90ZM176 180V179H175ZM245 180H246V178H245ZM249 180H250V178H249ZM248 180V181H249ZM128 181V180H127ZM133 181V180H132ZM161 181H163L162 180V178H161ZM173 181V180H172ZM247 181V182H248ZM259 181V180H258ZM61 182V181H60ZM90 182V181H89ZM92 182H93V180H92ZM64 183V182H63ZM95 183V182H94ZM102 183V182H101ZM169 184L170 186L169 187H165L164 185L165 184ZM171 183V184H170ZM227 183H229V182H227ZM246 183V182H245ZM249 183H252L251 182V180H250V182ZM65 184V183H64ZM85 184V183H84ZM206 184V183H205ZM60 185V184H59ZM100 185V184H99ZM241 185V184H240ZM255 185V184H254ZM24 186V185H23ZM61 186V185H60ZM88 186V185H87ZM93 186V185H92ZM119 186V187H118ZM164 186V187H163ZM67 187H68V189H67ZM86 187V186H85ZM96 186L94 185L93 186V188H95ZM115 187H117L116 189H117V191L115 190L114 191V188ZM243 187V186H242ZM87 188V187H86ZM108 188V187H107ZM245 188V187H244ZM256 188V187H255ZM57 189H58V187H57ZM63 189V188H62ZM85 189V188H84ZM106 189V188H105ZM139 189H140V191H142L144 188L143 187H139ZM243 189V188H242ZM248 189V188H247ZM246 189V190H247ZM250 189V188H249ZM248 189V190H249ZM89 190H91L90 189V187L88 186V191ZM108 190V189H107ZM238 190H239V188H238ZM252 190V189H251ZM36 191V190H35ZM86 190H84V193L86 194V195H88L86 192H85ZM105 191V192H104ZM185 191V190H184ZM230 191H231V189H230ZM242 191V190H241ZM243 191H244V189H243ZM242 191V192H243ZM262 191H263V189H262ZM51 192H52V190H51ZM147 192V193H148ZM157 193V194H155L154 195V193ZM233 192V191H232ZM245 192V191H244ZM75 193L76 194H78V195H75ZM93 193V192H92ZM101 193V192H100ZM246 193V192H245ZM249 193H252V192H249ZM263 194L262 195H264V191L262 192ZM25 194V193H24ZM46 194V193H45ZM49 194H50V190H49ZM59 194V193H58ZM80 194V195H79ZM85 194H84V196L83 197H85ZM98 194V193H97ZM184 194V193H183ZM237 194V193H236ZM240 194V193H239ZM168 195V194H167ZM241 195H242V193H241ZM59 196V195H58ZM60 196H62V195H60ZM59 196V197H60ZM81 196V197H82ZM96 196V195H95ZM169 196V195H168ZM227 196V195H226ZM230 196H232V195H230ZM243 196V195H242ZM251 196H252V194H251ZM18 197H19V195H18ZM28 197V196H27ZM27 197H24V198H27ZM30 197V196H29ZM56 197H57V195H56ZM59 197H57V198H59ZM93 197V196H92ZM170 197V196H169ZM179 197V196H178ZM234 197V196H233ZM246 197V196H245ZM254 197V196H253ZM263 197V196H262ZM261 197V198H262ZM45 198V197H44ZM64 198V197H63ZM64 198V199H65ZM151 198V197H150ZM177 198V197H176ZM231 198L232 197H227L225 200L227 201V202H229L230 200H231ZM243 198V197H242ZM242 198H240V199H242ZM264 198V197H263ZM29 199V198H28ZM52 199H54V198H52ZM61 199V198H60ZM81 199V198H80ZM84 198H82L81 200H83ZM89 199V198H88ZM105 199H111L109 202H110V204H108L107 202L108 201H106V202H104V200ZM235 199V198H234ZM234 199H232V200H234ZM250 199V198H249ZM254 199V198H253ZM252 199V200H253ZM257 198H255V200H256ZM259 199H260V197H259ZM258 199V200H259ZM26 200V199H25ZM37 200V199H36ZM93 200H94V197H93ZM222 200H224V199H222ZM238 200V199H237ZM254 200V201H255ZM34 201V200H33ZM39 201V200H38ZM61 201V200H60ZM257 201V200H256ZM262 201V200H261ZM42 202V201H41ZM80 202V201H79ZM94 202V201H93ZM240 202V201H239ZM34 203H36V202H34ZM33 203V204H34ZM39 203V202H38ZM65 203V202H64ZM174 202H172V204H173ZM238 203V202H237ZM42 204V203H41ZM61 204V203H60ZM82 204H83V202H82ZM86 204V203H85ZM89 204V203H88ZM127 204V205H126ZM228 204H230V203H228ZM253 204H255V203H253ZM28 205V204H27ZM44 205V204H43ZM84 205V204H83ZM159 205V204H158ZM222 205V204H221ZM223 205H224V203H223ZM249 205V204H248ZM247 205V206H248ZM26 206V205H25ZM45 206V205H44ZM48 206V205H47ZM56 206V205H55ZM88 206V205H87ZM225 206V205H224ZM228 206V205H227ZM230 206H231V204H230ZM243 206V205H242ZM255 206V205H254ZM49 207V206H48ZM51 207H52V205H51ZM58 207V206H57ZM82 208V205H79V208ZM226 207V206H225ZM229 207V206H228ZM249 207V206H248ZM256 207V206H255ZM258 207H260V203H259V205H258ZM31 208V207H30ZM53 208V207H52ZM68 208V207H67ZM132 208V207H131ZM216 208V207H215ZM243 208V207H242ZM244 208H246V207H244ZM243 208V209H244ZM263 208V207H262ZM23 209V208H22ZM27 209V208H26ZM33 209V208H32ZM54 209V208H53ZM89 209V208H88ZM132 210V209H131ZM130 210V211H131ZM263 210V209H262ZM74 211V210H73ZM98 211H102V212H98ZM243 212H245V209L244 210H242ZM251 211H253V210H251ZM257 211V210H256ZM40 212V211H39ZM74 212H76V211H74ZM82 212V211H81ZM132 212V211H131ZM247 212H248V208H247ZM255 212V211H254ZM220 213V212H219ZM222 213V212H221ZM250 213V212H249ZM27 214V213H26ZM57 214V213H56ZM55 214V215H56ZM248 214V213H247ZM261 214V213H260ZM129 215H132L133 216V214H129ZM169 215V214H168ZM209 215V214H208ZM207 215V216H208ZM249 215V214H248ZM161 216V215H160ZM82 217V214H80V216H75V218H74V216L72 217V219H74L75 220V223L76 222H81V221H78V220H80V218ZM156 217V216H155ZM252 217V216H251ZM255 217H257V216H255ZM160 218H162V217H160ZM216 218V217H215ZM220 218V217H219ZM252 218H254V217H252ZM260 218H261V216H260ZM82 219V218H81ZM129 219V218H128ZM134 219V218H133ZM172 219H174V223L172 222ZM212 219V218H211ZM18 220V219H17ZM73 220V221H74ZM20 221V220H19ZM125 221V220H124ZM133 221V220H132ZM244 221H246V219L244 220ZM244 221H243V223H244ZM253 221V220H252ZM72 221H70V223H71ZM250 222H251V220H250ZM249 222V223H250ZM255 224H257V226H259L260 224H261V222L258 220V219H255ZM126 223V222H125ZM130 223H131V221H130ZM188 222H183L182 220L181 221H176L175 220V218H173V216H164L161 220H160V222L159 223H156V224H158V227L155 229V231L152 229L153 228V226H152V230L154 231V235H153V237L152 238H154L152 241H150L149 240V244L147 245V247H146V249L142 252V253H140L134 260H133V262H132V264H136V261H137V259H138V261H139V264H166V260L168 259V257L169 256H167L168 255V253H170V252H172L173 251V246H172V242H171V239H172V237H171V239H170V234H171V232H172V230L174 229V228H176L177 229V234L178 235H180L181 236V238H180V245L181 244H183V241L184 240H186L187 238H189V237H187V236H190L191 238H189V240L188 241H191V239L193 238L191 235L192 234H194V231H195V228H189L188 226L189 225H191V224H189L188 226H186V224H187ZM211 223V222H210ZM78 224V223H77ZM118 224H119V226H118ZM132 224V223H131ZM155 224V223H154ZM252 224H254V223H252ZM254 224V225H255ZM74 225V224H73ZM124 225V226H123ZM130 225V224H129ZM151 225H152V223H151ZM208 225H209V223H208ZM156 226V225H155ZM241 226V225H240ZM245 226V225H244ZM248 226L249 225H247V228H248ZM262 226V225H261ZM131 227V226H130ZM129 227V231H132L131 230V228ZM255 227V226H254ZM2 228V227H1ZM243 228V227H242ZM263 228V227H262ZM192 229H194V230H192ZM240 229V228H239ZM254 229V228H253ZM252 229V230H253ZM77 230H78V228L77 227H73V229L71 230V233L74 235L75 234V236H78V235H76L77 234ZM121 230V229H120ZM248 230V229H247ZM250 230V229H249ZM248 230V231H249ZM245 231V230H244ZM243 231V232H244ZM264 229L263 230H261L260 228L257 230V234H259L260 236H261V234H263L264 232ZM2 232V231H1ZM17 232V231H16ZM20 232V231H19ZM150 232V231H149ZM205 232V231H204ZM245 232H247V231H245ZM112 233V234H111ZM132 232H130V234H131ZM138 234H140L139 233V231L137 232ZM69 232H68V236H69ZM94 234V235H95ZM128 234V233H127ZM129 234V235H130ZM11 235V234H10ZM21 235V234H20ZM93 235V236H94ZM125 234L122 232L121 233V236H120V238H119V242H121L122 244H123V242H122V240L125 238V236H124ZM128 235V236H129ZM149 235V234H148ZM255 235V234H254ZM2 236V235H1ZM11 236H13V235H11ZM18 236V235H17ZM25 236H26V234H25ZM87 235H85V236H81V237H86ZM93 236H91L92 238H93ZM137 236V235H136ZM257 236V235H256ZM263 236V239H264V235H262ZM261 236V237H262ZM22 237H23V235H22ZM89 237V236H88ZM96 237H98V236H96ZM124 237V238H123ZM252 237H254V236H252ZM251 237V238H252ZM74 238V237H73ZM76 239H77V237H75ZM95 238V237H94ZM129 238H130V236H129ZM128 238V239H129ZM151 238V239H152ZM176 239H177V237H175ZM250 238V240L249 241H251L252 239ZM83 239V238H82ZM126 239V238H125ZM247 239V238H246ZM258 239H260V238H258ZM262 239V238H261ZM13 240V239H12ZM26 240V239H25ZM67 240V239H66ZM72 240V239H71ZM75 240V239H74ZM74 240H73V243H74ZM88 240H89V238H88ZM248 240V239H247ZM254 240H255V238H254ZM253 240V241H254ZM24 241V240H23ZM112 241V240H111ZM129 241V240H128ZM176 241V240H175ZM244 241V240H243ZM249 241H248V243H249ZM0 242H2V241H0ZM10 242H12L11 240H10ZM68 242V241H67ZM76 242V241H75ZM93 242V241H92ZM117 242V241H116ZM256 242V241H255ZM254 242V243H255ZM24 243V242H23ZM69 243V242H68ZM89 243V242H88ZM185 243V242H184ZM188 243V242H187ZM186 243V244H187ZM194 243V242H193ZM257 243V242H256ZM255 243V244H256ZM13 244V243H12ZM122 244H121V246H122ZM125 244V243H124ZM124 244H123V248L125 247L124 246ZM128 244V243H127ZM179 244V243H178ZM177 244V245H178ZM251 244H253V243H251ZM260 244V243H259ZM67 245V244H66ZM73 245V244H72ZM76 245V244H75ZM82 244H80L79 245V247L81 246ZM85 245V244H84ZM126 245V244H125ZM184 245V244H183ZM245 245H246V243H245ZM117 246H118V242H117ZM155 246H158V252H153V255L152 256H150L151 254H152V252L151 251H153V248L155 247ZM186 246H188V245H186ZM185 246V247H186ZM194 246V245H193ZM247 246H248V244H247ZM249 246H250V244H249ZM252 246V245H251ZM255 246V245H254ZM258 245H256V247H257ZM14 247H16V250L15 251H19V252H23L24 250H23V245H21V244H19V242H18V244H16V246H14ZM70 247H72V246H70ZM85 247V246H84ZM26 248V247H25ZM83 248V247H82ZM91 248H93V247H91ZM114 248H116V247H114ZM123 248L121 249V250H123ZM260 248V247H259ZM7 249V248H6ZM13 249V248H12ZM70 249V248H69ZM74 249V248H73ZM78 249V248H77ZM178 249H179V247H178ZM262 249V248H261ZM78 250H80V249H78ZM85 250V248L83 249V251ZM110 250V249H109ZM113 250H115V249H113ZM176 250V249H175ZM175 250H174V252H175ZM182 250H184V247L182 246V249L180 250V254H181V251ZM250 250V249H249ZM76 251V250H75ZM86 251V250H85ZM111 251V250H110ZM117 251V250H116ZM177 251V250H176ZM251 251H252V249H251ZM6 252V251H5ZM194 252V251H193ZM250 252V251H249ZM253 252V251H252ZM252 252H250V253H252ZM255 252H257V251H254L253 253H255ZM11 253V252H10ZM73 253V252H72ZM120 253V252H119ZM176 253V252H175ZM188 253H189V251L188 250H185V252H184V256L182 257L181 255V257H182V259H183V261L184 262H187L186 260H189L190 258H188V256L190 255H188ZM195 253V252H194ZM264 253V252H263ZM3 255V254H2ZM5 255V254H4ZM120 255V254H119ZM174 255L176 256V254H173L172 255V258L174 257ZM250 255V254H249ZM248 255V256H249ZM258 255H260V254H258ZM121 256V255H120ZM179 256V257H180ZM191 256V255H190ZM189 256V257H190ZM261 256V255H260ZM21 257V256H20ZM193 257H194V255H193ZM192 257V258H193ZM251 257H253V256H251ZM257 257V256H256ZM259 257V256H258ZM122 258V257H121ZM176 258H177V256H176ZM175 258V259H176ZM188 258V259H187ZM248 258V257H247ZM255 258V257H254ZM254 258H252V260H256V262H257V258L256 259H254ZM10 259V258H9ZM73 259V258H72ZM181 259V260H182ZM67 260H68V257H67ZM93 260V259H92ZM121 260V259H120ZM1 261V260H0ZM71 261V260H70ZM78 261V260H77ZM191 261V260H190ZM251 261V260H250ZM261 261V260H260ZM259 261V262H260ZM3 262V261H2ZM20 262V261H19ZM66 262V261H65ZM79 262V261H78ZM182 262V261H181ZM183 262V263H184ZM255 262V261H254ZM261 262H263V261H261ZM85 263V262H84ZM91 263V262H90ZM92 263H94V262H92ZM91 263V264H92ZM182 263V264H183ZM248 263H249V261H248ZM251 263V262H250ZM10 264V263H9ZM16 264V263H15ZM81 264H83V263H81ZM95 264V263H94ZM121 264H122V262H121ZM176 264H180V262L179 263H177L176 262ZM185 264V263H184ZM191 264H192V262H191ZM247 264V263H246ZM256 264V263H255Z\"/></svg>",
    "mask_w": 264,
    "mask_h": 264
},
{
    "label": "snow or ice",
    "instance_id": "snow-or-ice-1",
    "mask_svg": "<svg viewBox=\"0 0 264 264\" xmlns=\"http://www.w3.org/2000/svg\"><path fill=\"white\" fill-rule=\"evenodd\" d=\"M144 3H149V0H143ZM230 2V0H217V8L220 6L221 3L223 4H228ZM181 3H183V0H181ZM152 8L150 7L148 11H151ZM216 8L211 9L210 11L205 10L204 15H211L212 12H215ZM118 12H114V15H118ZM147 14V13H145ZM225 16H227L228 12L225 11L223 13ZM67 18V17H65ZM131 22V21H128ZM208 22L207 20H205L203 27L207 28ZM178 27V25H172L170 26L171 28H175ZM260 31H264V30H257L255 32L252 33V35L248 38L249 40H252L253 38H255ZM164 35H167V33H164ZM55 39V38H53ZM149 39L151 40L152 37H149ZM160 41H155V43H159ZM42 43V41H41ZM243 43H247V41L243 42ZM154 46V44H148V48L151 49ZM168 47H172L171 45H169ZM174 50V49H173ZM133 51H135V48H133ZM128 53H124V55H127ZM109 55H111V53H109ZM183 57H180L179 59H175L173 62L176 64L180 63V59H182ZM140 59H143V56L140 57ZM140 61L137 60L136 63H139ZM228 69L227 68H223L220 69V72L223 74L221 75L219 78L213 77L208 73H200V75L198 76V78L193 81L188 89V91H194V90H198V86L201 84V82L207 77L208 79L213 81V87H215V81L216 79H219L221 81L227 80L229 77L226 75L228 73ZM257 73H264V58H262L261 63L259 64V66L253 65L251 68L250 72H244V71H239L236 73V75H242V76H252L255 75ZM114 74V73H113ZM188 81H185V83H187ZM130 83H132L133 85L135 84V81H130ZM164 88L167 89H172L173 91H175V85L172 83L166 84L163 86ZM156 89L152 88L149 90V94H151V92H154ZM226 91V86L225 87H221L220 92H221V99L223 98V95ZM179 95H185L186 93H178ZM239 95H240V89L237 90V92L235 94H233L232 99L233 101H236L239 99ZM192 99L194 102H197V104L200 101H203L205 104H207V94H203L201 96H196L193 95ZM217 106L218 107H222V105L219 104V102H217ZM177 107H180V105H177ZM188 115L192 117V119H187V117H185L186 122L188 124H190L192 127L190 129V131H199V132H204L207 133L210 130V125L212 123H214L213 119H212V110L211 108H206L205 111L198 113L197 112V108L194 107H189L187 109ZM9 116L15 115V113H8ZM128 113H125V117L127 118ZM204 116L207 117L208 120V124L209 126L206 127H201L199 124V120L200 117ZM226 118V117H225ZM4 117L0 116V120H3ZM69 130H73L72 127H69ZM117 130H113V144H115L116 142V133ZM119 131H123V129H119ZM178 131H184L183 127H180L178 129ZM234 135H237V140H233V141H229V139L227 137H219V139L221 140V144L220 145H215L214 143H212L211 141L217 139V137L213 136L212 138H210V141L206 144V147L210 148V149H215L216 151H218L219 153H221V155L218 156H214L211 152L208 153V158L213 160V163L215 164V168L212 170V174L211 176L208 178V189L207 191L200 197L197 198L195 196L192 195H186V199L182 200V201H178L176 204H171L170 201L171 197L169 196H165L162 195L161 199L165 200L166 203L162 204V205H155L153 204L152 206V211L149 212L148 216L144 218V223L139 225V232L141 233L140 236H137L134 240L133 243L131 244L130 247H128L126 245V247H128V251L125 254V258L122 262V264H132L133 259L136 258L137 253H139L140 249L142 247H144L145 244V240L147 238L148 232L150 231L149 229V225L152 221V219H154L155 213L160 209V208H164V209H168L171 207H182L186 204H191L196 206V212L195 215L197 217H201L205 214V212L209 209H211L213 206H217L219 207V205L223 204V200L221 198V189H223L224 191H227L228 188L231 187L230 183H226L224 185H216V177L217 175L220 173L221 169L227 167L229 165V162L231 161H240L242 162L243 165L247 166V165H251L252 166V170L262 173L264 174V167L260 166L259 162L257 161V157L255 155V153H249V154H244L241 149L243 148V145L241 143H239V141L243 140V134H236L233 133ZM197 143H199V141H197ZM164 147H168L167 144L164 145ZM192 147H195V145H192ZM153 159H155V157H153ZM233 168H239L240 165L238 164H232L231 165ZM171 170H167L165 172V174H170ZM190 171V169H189ZM227 174H231V173H227ZM237 183H243V180H238ZM165 187H169V184H165ZM255 203V202H253ZM222 212H227L229 213L228 216L225 217V220L222 221H214L212 222L210 225H205L203 229H201V231H206L207 232V237H210V244L209 245H204L201 248L200 254L197 257L193 258V264H201V262H205V264H218V257L221 255V253L223 252V249L227 246V244L224 242L227 240L228 236H231L234 232L238 231V224H237V220L240 219V217L242 215H247V210L244 213H235V217L236 219H233L232 216V210L231 208H224L221 209ZM132 214L133 216H135V209H132ZM210 214V213H209ZM218 215L220 213H217ZM65 231H67V224H65L64 226ZM190 229L192 228V225L188 226ZM225 228L227 229V231L225 232ZM125 231H128V228L124 229ZM41 243L42 244H46L47 241L44 239V237H41ZM243 245H240V252L235 253V255L237 256H241L243 253ZM214 248L215 250L212 251L211 249ZM192 249V245L189 244L188 246V251H191ZM51 253L49 252L48 255H50ZM176 256H180V251L177 250L176 251ZM58 256H57V260H58ZM45 264H47V260L45 261ZM136 264H139V261L137 259ZM170 264H176L175 260H172L170 262ZM224 264H234L233 260L231 258L227 259L226 261H224Z\"/></svg>",
    "mask_w": 264,
    "mask_h": 264
}]
</instances>
